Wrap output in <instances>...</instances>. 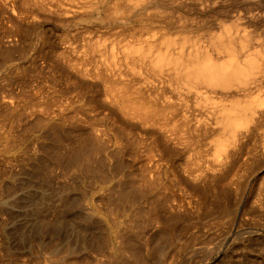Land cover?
I'll use <instances>...</instances> for the list:
<instances>
[{"label":"rangeland","instance_id":"374dc122","mask_svg":"<svg viewBox=\"0 0 264 264\" xmlns=\"http://www.w3.org/2000/svg\"><path fill=\"white\" fill-rule=\"evenodd\" d=\"M82 1L83 0H79V1L78 0H63V1L62 0H0V166H1L0 167V180L2 181V182L0 181V183H2V184H0V186L2 185L0 187V190L2 189L1 192H3L4 194L6 193L5 195H9V194L12 195L13 193H11V192H14V194L12 195V198L8 199L9 202L7 201V203H9V204L0 205V216L2 215L0 217V225L3 226L4 228H5L4 225L5 224L7 225L5 229L3 227L1 228V226H0L2 231L5 230L4 234H2L3 232H1L2 236L0 235L1 236L0 237V264H10V263L11 264H28V263L30 264L31 262H32L31 264H48L40 256H38V254H34V255L32 254L31 255V253L29 251V246L32 243V239H34V237H36L35 235H38L37 230L41 231L40 233H44L48 226H53L54 224L55 225L57 224V227L55 226V228H58L60 225V230L57 232H60V235L62 236L64 234L65 227L68 226L67 220H69V218H67V217H63V219L60 217L58 218L57 217L58 214H56L57 212L56 213L55 212L49 213L48 211L47 212L44 211L45 213L43 211L39 212L40 203H38L37 201L40 197L41 191L38 194V189L41 190L43 185L40 186L41 184L38 182L37 179H39V177L40 178H43V177H41V175L32 176L34 173H33V170H32V172H30V169H31V167H35V165H37V163L39 164V162H41L42 164L48 163V162H45L46 160H44L42 158L43 155H47L46 157H48L49 160L51 161L50 163L51 164L53 163V164L51 165L52 168L47 170L46 172H42V170H39V172L41 171L42 174L46 173V175H45L46 176L45 177L46 178V184L48 185L50 182L49 186L51 188L54 186L52 188V190L55 188H57L58 190H61L62 188L67 190L68 194L63 193V197H65L64 199L68 198L71 200V199H74L75 197H76L75 199H77V196H78L77 194L79 193V189H78L79 186H77L78 181H80L81 183L85 182V186H87V187L89 186V188H92L94 190L93 191L94 194L92 193V199L94 201H99L100 199L98 197L101 198V196H102L101 194H103V193H105V197H103V198H106L107 195L110 194L111 189L112 190L114 189L113 191L115 193H117V194H115L113 191L111 192L113 194L112 198L114 197V199L117 198L120 191L126 192L127 193L126 196L128 194H131V197L134 196L133 197L134 199H132V202L128 203L129 207L127 206L125 196L122 199L123 202L120 198V201H118V203L115 202V206L112 205L113 204L112 202L107 203V204H108V208L111 206L112 209L113 208L115 209V212L113 209V212H114L113 218L115 216L117 218H119L121 216L119 218L120 220L116 219V217H115V219L118 220L119 222H121L123 220L121 223H123V224L125 223L127 225H128L127 222H129V225H128V226H130L129 229L131 230V227H132V229L134 230V232L132 230L128 235H130L132 233L130 235L131 237H129V238L131 239V241L133 240L136 242L132 241L131 244H133V243H134L133 245L136 244L135 248L140 247V249H139L140 255H138L139 258L137 256H131V254L128 255V253H127L126 256H124V255L122 256V259H121L122 263H120L118 261H116V262L114 261L111 264H125V263L134 264L135 262H137L135 264H138V263L139 264H142V263L143 264L144 263L145 264L146 263L147 264H155V262L157 261L156 258L159 257V259L161 260V258H163L162 255L165 254V252H167L166 253L167 255L165 254L164 255L165 257L161 261L158 259V261H160V264L162 263V261H164V259H170L169 262H171L172 260L174 262H177V263L172 262V264L173 263L174 264H195V263L196 264H214L216 261H218L220 255L223 253L222 251L226 250V248L229 249V251L232 249H235L234 252L231 251V253L233 254V257H235V256L237 257V259H235L237 264H244L245 260H246L245 264H263L262 260L264 259L263 258V256H264V249H263L264 248V245H263L264 244L263 243L264 242V150H263L264 146L262 148V144L264 145V140H263L264 136H263L262 140H261V138H259V140H256L253 138L251 140H248V142L244 144L243 149L241 148L237 154H234V156L227 159V161H225L226 163L224 162V160H222L223 161V162L221 161L222 164L220 162H218L220 164H217L213 160V158H214L213 154H215V152L212 150V148L214 149V147L209 145V143H211V142L213 143V139L215 137L214 135L211 136L210 138L208 137L206 139H203V136H201L200 133L196 134L194 132L193 133L191 132V134L190 133L186 134L185 131L182 132V129L185 130L184 129L185 127L182 128V124H181L182 122L180 120L182 118L179 116L180 121L175 122V124L173 123L174 120L173 121H167L169 124L173 123L172 124L173 126L171 124L168 125V123L166 121L164 122V120L163 121L160 120V121L154 123L155 125L157 124L156 127H159V124L162 127H164V126L168 127V128H166L168 130L167 135L170 134L168 136L170 138H168L167 136L163 135L161 132H160L161 133L160 134L158 130L154 129L155 125L152 122L143 123V120L141 119V117H138L137 114L134 115L133 111H130V110L127 111L126 110V113H124L123 112L124 109H122L119 105H118V107H116L117 104H116V102H114V100H115V96H117V94H120L118 92L121 91L120 89L122 87H124V88L127 87L129 90V87L127 85L129 83H130L129 84L130 90H131V88L133 89V91L132 90L130 91V94H131V92L138 91V90L134 91V89H135L134 86H136L138 89L140 88L142 90L143 99H144V97H146V101H147V100H149V98H151L150 101L152 103L157 101L156 104H158L157 107L159 109H161L160 107L164 106V103L166 105L168 101L169 102L170 101H172V102L181 101V100H178V98L184 97V95L181 92L183 90L180 91L178 87H174V86H176L175 84H173V86L171 87V84H169L167 81H165L167 78L163 77L160 73L159 74L161 75V77H159L160 75L155 76L154 72L153 73L150 72L148 68L145 69V67L143 68L139 64H134V66H136L134 69L135 70L134 72L138 73V74L137 75L132 74V72H131L132 70H130V65H133V63H131L128 66L126 65L127 64V62H125V55L126 54H124L125 53L124 51H126L129 46H130L129 48H139L141 44H142V46L145 45L146 40L147 41H149V40L155 41L156 45H160V43H162V41H165V39H170V40H172V42L174 41L178 45L179 42H181L179 40H182L184 42L185 41L184 39H186V41L184 43V45H186V47H184V45L181 44V45H183V48H186V51L187 50L191 51V50L195 49V47L198 48V45L200 48L202 47L201 49H203L204 47L207 46L206 47L207 50H211L209 47L211 44V41L216 36H218L222 30L227 28L226 26L228 25V28H232V32L235 31L237 28L238 29V30H236L237 33L241 30V28L245 27L244 28L245 32L247 29L246 33H248L249 37H250V35H253L251 37V39L253 41L255 38H257L259 40V41H257L255 39L256 42H253L251 39H249L250 43H251L249 45L250 50H251V48L252 49L255 48L257 50H260L259 48H261V50H263V48H264V44H263L264 43V10H263L264 9V7H263L264 6V0H224L225 2L223 0H219V1H217V0H206V1L205 0L204 1L203 0H189V1L183 0L182 1L181 0L184 3H187L186 5L188 8L186 7L185 4H183L181 2L183 4L182 5L179 2L180 0L179 1L178 0L177 1L172 0L173 2H175V3L172 2L173 4H171L175 11L173 9H171V11H173L174 13L171 12L170 9H168V8L167 9L162 8V9H166V11H164L165 13L163 12L162 16H160L161 14H159V13H161L160 9L158 12H156V11L150 12V14H153V13L159 14V16H156V14H155L156 19L154 17V14L150 15V16L147 14L149 17L147 15L144 16V19H150V18L155 19V20H153L154 22H151L152 19H150L149 28L146 26V28H148V30L143 28L142 25H141L142 28L140 26V24L145 25V23H147L144 21H139V22L138 21H136V22L132 21L130 24L126 25L124 29L121 28L122 30H120V27H118V26L117 27L119 29L116 26L115 27L112 25L109 26L107 23L109 21H107L108 19L104 15H106L110 12H111L110 14H112L111 9L113 8L112 6H114V4L116 6V3H114L116 0L115 1L111 0L113 3L109 2L108 5H110L111 3L113 5L111 4L110 7H112V8L109 9L108 13L99 12V13H95V15H93L94 17L99 16V19L97 17L94 18L93 16H89V15L84 13V10H85L84 8H86V6L84 7L81 4ZM134 1H132V2L135 4L138 3V2H134ZM68 2H70V3H68ZM83 2H85V0ZM139 3L142 4V2H139ZM117 4H119V3H117ZM123 4H122V8L127 7L125 5L123 6ZM129 4H132V3H129ZM176 4L179 6H176ZM218 4H220V5H218ZM80 5H81V7H80ZM180 5L182 6V8L180 7ZM260 5H262V6H260ZM46 6H48V7H46ZM70 6H71V8H70ZM248 6H251L249 8H251L252 10L249 9ZM58 7H59V9H58ZM185 8L187 10H185ZM137 9H138V7H137ZM81 10H82V13H81ZM124 11H122V12H124L126 14L127 11L125 9H124ZM248 11H249V13H248ZM73 12H75V13H73ZM175 12H177V13H175ZM80 13H81V15H80ZM124 13H122V14L124 15ZM147 13H149V12H147ZM256 13H258V14H256ZM77 16H78V18H77ZM165 16L166 17L168 16V18H170L171 22L174 23V24H172L173 26L170 25V26H172L171 28H166L165 23L163 24L162 19L163 20L165 19V22H167L166 20H168ZM251 16H252V19H251ZM256 16H258V17H256ZM158 17H160V18L163 17V18H161V20H158L157 19ZM179 17H181L182 19H180ZM253 17H254V19H256V21L253 19ZM104 18L106 19L105 20L106 22H104ZM181 20L184 23H182ZM184 20H186V21H184ZM237 20H238V23H237ZM175 21H177L179 23H177ZM234 21H236V22H234ZM240 21H242V22H240ZM259 21H261V22H259ZM226 22H228V23H226ZM186 23H187V25H186ZM256 23H258V24L260 23L261 26L256 24ZM158 24H160V25L157 26ZM177 24H179V25H177ZM222 24L224 25V27L220 26ZM135 25H136V27H135ZM156 26L159 28H156ZM166 26H168V25L166 24ZM232 26L234 28L235 27L236 28L234 29ZM111 27H112V29H111ZM150 27H151V29H150ZM153 27H155V28H153ZM219 27H221V28H219ZM130 28H131V33L129 31ZM253 28H254V30L252 31ZM244 29H242V30L244 31ZM125 30H126V32H125ZM143 30H144V32H143ZM132 32H133V34H132ZM145 32H147V33H145ZM151 33L153 36H151ZM187 33H189L190 35L189 34L187 35ZM239 33L241 34L242 32H239ZM134 34L136 37L133 36ZM170 34H172V35H170ZM184 34H185V37L188 36L187 37L188 40L185 37H181ZM132 36L134 37L133 40H132ZM172 36L173 37L175 36V37L173 38ZM202 36H204V37H202ZM259 37H260V39H259ZM117 38H118V40H117ZM135 38L137 39L136 43H135ZM172 38L176 39V40H173ZM189 38H191V39L196 38V39L192 40L193 41V43H192L189 40ZM198 38L199 39L201 38V39L198 40ZM127 39H128V41H127ZM138 40H139V42H138ZM132 41L134 43H132ZM194 41H195V43H194ZM100 42H102V43H100ZM128 42L131 44L129 45ZM257 42H260V43H258V45H257ZM121 43H122V45H121ZM189 43H190V45H189ZM202 43H203V45H202ZM191 44H193V46ZM252 44L254 46L251 47ZM136 45H138V46H136ZM161 45H162V47H164L163 44H161ZM133 46H135V47H133ZM257 46H259V47H257ZM111 49H112V51H111ZM122 49H126V50H122ZM121 51L123 52V54H121L122 53ZM61 53H62V55H61ZM64 53H67V54H64ZM92 53H93V55H92ZM115 53H117V54H115ZM99 54L103 57H101ZM117 55H119V57ZM121 59H123V60H121ZM108 60H109V62H108ZM113 60L114 61L116 60L115 62L117 64H113L114 63V62H112ZM103 62H105L106 64H104ZM111 63L115 66L117 65L116 67H118L119 70L116 71V69H117L116 67L114 68V70H112L113 67H109V65L111 66ZM82 67H84V68H82ZM107 67H108V70H106ZM140 67L143 69H141ZM87 68H88V71H87ZM80 69H81V71H80ZM83 69H84V71H83ZM120 70L122 73H119ZM128 70H129V72H128ZM137 70H141L142 73L140 71H137ZM111 71H112V73H109ZM145 71H147V72H145ZM101 72H102V74H100ZM103 72H104V74H103ZM114 72L117 73L118 75L120 74V76L122 75L121 77L124 76L123 77L124 79H122L121 82L123 80H124V82H126L125 79H127V81L129 80L128 81L129 83L126 82V84H125L123 82L124 84H122L121 87L119 85L118 86L116 85L118 83L114 84V82H113L114 79L117 78V80L119 79V81H120V77L118 78ZM92 73H94V74H92ZM113 73L115 75L114 76L112 75L110 77V74H113ZM155 74H157V73H155ZM147 75H149V76H147ZM80 77H82V78H80ZM85 77H87V78H85ZM93 77H95V78H93ZM154 77L157 79H155ZM164 78H166V79H164ZM84 79H85V81H84ZM145 79H148V80H146V82H144ZM151 80H152V82H151ZM132 82H133L134 86H132L133 85ZM155 85H156V87H155ZM163 86H165V88ZM107 87H108V89H106ZM141 87H143L144 90ZM160 87H162V88H160ZM145 88H147V89H145ZM177 88L180 92H177L178 91ZM154 89L155 90L158 89V90H156L159 92V94H157V96H155L156 93H154V92H156V91ZM159 89H160V91L162 89V93L159 91ZM163 89H164V91H163ZM109 90L110 91L112 90V92H110ZM113 90H115V92ZM106 91H108V92H106ZM144 91H146V92L143 93ZM152 92L154 95L152 94ZM176 92H177V94H176ZM146 93L147 94L149 93V95H151V96L153 95V97H150L149 95L145 96ZM175 94L177 96L178 95L179 96L177 97ZM181 94H182V96H181ZM112 95L113 96L115 95L114 99H113ZM132 95L134 96V93L131 94V97H132ZM173 96L175 99L173 98ZM165 97H167V98H165ZM16 98H17V100H16ZM181 98H179V99H181ZM159 100H160V104H161L160 106H159ZM164 100L165 101L168 100V101L164 102ZM150 101H148V102L151 105L152 103ZM148 102H146V103L148 104ZM168 104H171V102ZM66 105H67V107H66ZM58 106H59V108H58ZM166 106H168V105H166ZM119 107H120V110L117 109ZM189 108L192 109L191 107H189ZM39 109H40V111H39ZM162 109L165 110V111L163 110V112H164L163 114L167 113L168 120H169L171 118V115H170L171 110H169V108H168V110H169L168 111L169 113H168V112H166L167 109H165L164 107ZM194 110H195V108H194ZM194 110L192 109V112H190L191 110H189L188 112H187V110L186 111L184 110L185 111L184 112L181 108L180 111H182V113L180 112V114H181V116H183L182 114H184L183 117L189 116L188 118L191 120V122L189 119L188 120H189L190 124H192L193 122L195 123L196 119L199 118V116H198L199 112L196 111L197 109L195 111ZM46 111H47V113H46ZM119 112L122 113V116L120 115ZM127 112H129L130 115L132 113V115H134V116L133 117L131 116L132 117L131 118ZM186 112H187V115H186ZM191 113L192 114L194 113V115H192ZM49 114L52 116L50 117ZM125 116H127L126 117L127 120L125 119ZM194 116L197 118L194 119V121H192L193 119H191L190 117L195 118ZM52 117L54 120L52 119ZM49 118H50V120H49ZM137 118H140V119H137ZM59 119H61L60 123L58 122ZM129 119H130V121H129ZM131 119H132V121H131ZM139 120L140 121L142 120L141 121L142 124H140ZM166 120H167V117H166ZM48 121H50V122H48ZM55 121L57 122L58 125L56 124ZM54 122H55V124H54ZM135 122H137V123H135ZM161 122H162V124H161ZM163 122H164V124H163ZM50 123H53L55 125V126H53V124H52L51 129H50V126H51ZM42 124L44 127L42 126ZM139 124L141 126H138ZM150 124H152V126ZM165 124L168 126H166ZM36 125H38V126H36ZM47 125H48V128L50 130L48 128H46ZM175 125L178 126L176 128V130L178 128H179L178 130H181L180 133H182V135H180V133L178 134V137H179V135L181 136V138L179 137L180 139L177 137V134H174L173 131L171 130V128L169 127V126H171L172 128L174 127L173 129H175ZM134 126H136V128ZM147 126H148V128L149 127L150 128L149 129L145 128ZM180 126H181V128H180ZM42 127L45 128V130ZM39 128H40V130H38ZM59 129H62V130H59ZM95 130H98V131H96V133L101 131L102 137L104 136L100 142L98 141V140H100L99 137L101 138L100 133H98L99 135L97 134L98 139H95V138H97V136H95L96 133L94 134ZM263 130L264 129L260 130L259 133H261V131L263 132ZM48 131H50L49 132L50 134L47 133ZM149 131L151 134L149 133ZM138 132L140 133L139 136H138V134H139ZM92 133H93V135H92ZM143 133H144V135H146L147 140L145 139ZM172 133L175 135V137ZM106 134H107V136H106ZM135 134H137V135H135ZM171 134H172L173 138L171 137ZM183 134H184L186 140L182 139ZM162 135L164 136L165 139H168L167 140L168 143H166V140L162 138L163 137ZM136 136L138 138L140 137V139L138 141L135 140ZM186 136H188V137H186ZM194 136L198 140H196L194 138ZM137 137H136V139H138ZM192 137L194 138V140ZM50 138L53 141H51ZM92 138H93V140H92ZM150 138L154 139V140L151 141ZM171 138H172V140L176 138L175 140L178 139L179 141L175 142L173 140L174 142L173 141L171 142ZM215 138L217 139V137H215ZM86 139H88V140H86ZM90 139H91V141H90ZM105 139H106V141H105ZM208 139L212 140V141H209ZM40 140H41V142H40ZM113 140H115V141L113 142ZM142 140H144V141H142ZM180 140L184 141L183 143H187L189 145L188 146L189 148L186 147V149H185V146L187 144L185 146H183L184 144L182 143V141L180 142ZM9 141H11V142H9ZM83 141L85 144L83 143ZM97 141L99 142V144ZM110 141H112V142H110ZM148 141H150V142H148ZM197 141L203 142V143L198 144V143H196ZM205 141H207V142H205ZM208 141H209V143H208ZM31 142L32 143L34 142V143L32 144ZM116 142L118 143V145ZM160 142H162V143H160ZM179 142L182 144H180ZM86 143L88 144V146ZM91 143H93L95 146ZM41 144H42V146H41ZM83 144H84V146H83ZM171 144H172V146H171ZM173 144H175V145H173ZM140 145L142 147H146V145H148L147 146L148 149H145V148L141 149L142 147ZM169 145H170V147H169ZM179 145L180 146L182 145L183 147L181 146L182 147L181 148ZM86 146H87V148H86ZM90 146H91V148H93V147L94 148L90 150V148H88ZM43 147H44V149H43ZM70 147H72V148H70ZM165 147H166V149H165ZM108 148H110V149H108ZM122 148H124V149H122ZM133 148H135L134 151H133ZM7 149H8V151L14 152V153H9L7 151ZM53 149H54V151H53ZM121 149H122V151H121ZM139 149H141V150H139ZM174 149H175V151H174ZM11 150H13V151H11ZM44 150H45V152H44ZM75 150H76L78 155L80 154L79 156L75 153ZM88 150L90 151V153ZM94 150L95 151L97 150V151L95 152ZM100 150H102L101 151L102 154L99 153ZM105 150H106V152H105ZM109 150H110V152L115 150V151L111 152V154H110V152H108L113 157L112 160H111V158H108L106 155H104L105 157L102 156L103 153L106 154L107 151H109ZM185 150H187L186 153L188 154V157H186L185 160H189L188 162L183 161L184 157L187 155L185 153ZM194 150H195V152H194ZM152 151H156V152H153V154H151ZM20 152H21V154H19L18 156H14ZM38 152H41V153H38ZM87 152H88V154H87ZM94 152L96 155L93 154ZM164 152L166 154H164ZM28 153H31L32 155H30ZM144 153L149 154V155L151 154L152 156H156V157L160 156L163 159H168L170 167L167 165V168H166V166L164 167V165H163V167H161V169L159 170V174L160 175L162 174V175H161V177L158 178V179H160V181L158 180L159 181L158 183H160L162 179L169 176L168 177L169 179L167 178L166 180L165 179L162 180V182L166 183L165 187H162L165 185V184L163 185L162 182L159 185L160 187L157 186L158 183L152 184V182H149L150 181V180H148L149 178L146 175H143V174H147V173H144V171H143V169H144L143 163H145L144 162L145 159H143L144 155H145ZM154 153H160V155L159 154L157 155ZM174 153H176V154H174ZM239 153H240V155H239ZM161 154H162V156H161ZM184 154H186V155H184ZM21 155H22V157H21ZM92 155L94 156V158ZM115 155L117 158H115ZM183 155H184V157H183ZM30 156H33V157H30ZM39 156H41L42 159ZM60 156L61 157L63 156L62 159ZM85 156H87V157H85ZM193 156H194V159H193ZM196 156L198 158L200 156L201 160H200V158L198 160V158ZM28 158L30 160H28ZM102 158H104V159H102ZM137 158H138V160H137ZM195 158H197L198 161H196ZM14 159H16V160H14ZM86 159H88L89 162ZM108 159H109V161H108ZM140 159H141V161H139ZM155 159H158V158H155ZM179 159H181V160H179ZM210 159L213 160L212 163H211L212 160H210ZM35 160H37V161H35ZM91 160H93V161L95 160V161L92 162ZM99 160H101V161H99ZM29 161H31L32 164H31V162L29 163ZM199 161H202V162L204 161V163H202V162L199 163ZM76 162H78V165L76 164ZM184 162H187V163L192 164V165L190 166ZM22 163L27 164V168L24 169ZM57 163H61L62 165L58 164V166H57ZM224 163L227 166L224 165ZM63 164L64 165L66 164L67 167H64ZM181 164H183V165H181ZM202 164H203V167H202ZM30 165H31V167H30ZM59 165H60V167H59ZM108 165L110 166V168L108 167ZM221 165H223V167H221ZM100 166L103 168H101ZM105 166L108 169L104 168ZM144 166H145V164H144ZM189 166L191 167V169ZM56 167H57V169H56ZM76 167L80 168L79 171H78V168H76ZM113 167H114L115 171L112 170ZM118 167H119V169H118ZM61 168H62V171L64 170V168H65V170H67V168H68L69 171H66V173H65V171H63V173L61 171L59 174L58 171H60ZM88 168H90L89 171H88ZM92 168H94V169H92ZM141 168H142V170H141ZM163 168H164V170H162ZM168 168L171 171L170 174H169V170H166ZM187 168H189L188 169L189 172H191L192 174L194 173V174L193 175L191 174V176H190L189 172L186 170ZM10 169H12L14 172L15 171L16 172L14 173ZM28 169H29V171H28ZM106 169L108 171L109 170L110 171L108 172ZM181 169H184L186 172L181 170ZM210 169H212V170H210ZM21 170H22V172H21ZM86 170H87V172H86ZM99 170H101V171L99 172ZM161 170L163 173H161ZM178 170H179V172H178ZM81 171L82 172L85 171L86 174L84 172H83L84 173L83 174ZM90 171H94L95 174L93 172H91L93 174L89 173ZM122 171L124 172V174L126 172L127 173L129 172V173L128 174L126 173L125 175H123ZM201 171L203 173L204 172L205 173L203 174V173H201ZM69 172H71L72 174L71 173L67 174ZM74 172H76V173H74ZM102 172H103V174H102ZM106 172H108V174ZM165 172H168V173H166V175H165ZM181 172L183 175L181 174L178 176L177 174H180ZM13 173L15 175L19 174V175H17L18 179L15 182L12 181V179H11L13 177L12 176ZM26 173H27V175H26ZM28 173H30V174L28 175ZM62 174H64V176ZM88 174H89V176H88ZM90 174L93 177L90 176ZM116 174H117V176H116ZM198 174L199 175L202 174L203 176L202 175L199 176ZM20 175H22V176H20ZM24 175L27 176L28 178L24 177ZM67 175H68V180H67ZM79 175H82V177H80ZM106 175H108V176H106ZM172 175H174V176H172ZM184 175L187 177H185ZM49 176H50L51 180H50ZM65 176H66V179H64ZM74 176L76 177L75 178L76 181L73 178ZM77 176H79V177L77 178ZM94 176H95V178H94ZM109 176H112V177L114 176V177L110 178ZM120 176H122V177H120ZM145 176L148 179L147 178L145 179ZM176 176H177V178H179V177L180 178L177 179ZM7 177L8 178L10 177L9 180L11 179L10 184H9V182H7V180H8ZM87 177H89V178H87ZM118 177H120V178H118ZM141 177H143V178H141ZM5 178H7V179H5ZM83 178L88 183L85 180L83 181ZM128 178H130V179H128ZM132 178H134V182H133ZM183 178L184 179L186 178V179L184 180ZM58 179L61 181L59 182ZM69 179H70V181H69ZM98 179H100V180H98ZM118 179L119 180L122 179L121 182L123 183V185L121 183V187L119 185L120 182L117 183ZM139 179H140V181H139ZM5 180H6V182H5ZM29 180H31V182ZM53 180H56V181H54V183H52ZM71 180L73 182H71ZM23 181L25 183L27 182V184L24 185L25 183ZM114 181L117 184L114 183ZM167 181L169 182V184L167 183ZM22 182H23V184H22ZM36 182H37V184H36ZM101 182L105 183L107 185L109 183L110 185L107 189L104 188V190H102L98 194V190L96 189V186H97L96 184H100ZM143 182H144V184H143ZM175 182H176V184H175ZM178 182H181V184L179 185ZM5 183H7L8 185ZM16 183H18V184H16ZM66 183H68V184H66ZM70 183L75 184V185H71ZM15 184H16V186L21 187V188L18 187L21 190V192L19 189H16L14 187ZM55 184H57V185H55ZM60 184H63V185H60ZM141 184H143L144 188L142 187ZM149 184L150 185L152 184V185L149 186ZM170 184H172L174 186H172ZM66 185L67 186L69 185L70 188H68ZM153 185H155L156 187ZM167 185H168V188H167ZM178 186H180V187H178ZM30 187H31V189H30ZM66 187H67V189H66ZM126 187H128V188H126ZM32 188L34 189L33 191L35 192V196L32 195V193L34 194V192L32 191ZM120 188H121V190H120ZM123 188H124V190H123ZM129 188H131L130 190H132V193H131V191L128 190ZM183 188L185 189V191L183 190ZM162 189H164V190H162ZM16 190H18V191H16ZM212 190H214V191H212ZM169 191H171V192H169ZM16 192H19V193H17L18 195L16 194ZM70 192L72 195L70 194ZM166 192H167V194H166ZM27 193H29L31 195H29ZM146 193H148L147 196H146ZM149 193H151V194H149ZM168 193H170V194H168ZM23 194H25L26 196L25 195L23 196ZM74 194L77 196H75ZM137 194H138V197H137ZM143 195H145L144 196L145 200L147 198L146 201L143 199ZM27 196L30 198H28ZM25 197H26V199H25ZM141 197H142V199H141ZM167 197H169V199L166 201ZM218 197H219V200H218ZM170 198H171V200H170ZM177 198H179V199H177ZM182 198L184 200H182ZM153 199H154V201H153ZM155 200H157V202ZM175 200H177V201L181 200L182 201V203H181V201L179 202V204L182 206V208L180 205H179L180 207H178L177 201H175ZM160 201L163 202V205ZM219 201L221 202V204L219 203ZM102 202H104V201H102ZM185 202L187 205H189L188 207H190V208H187V206L185 205ZM11 203H13L11 205V209H10V206L7 207L8 209H6V206L10 205ZM124 203H125V205H124ZM21 204H22V206H21ZM33 204H34V206H33ZM145 204L146 205L148 204V205L146 206ZM157 204H158V207H156ZM19 205H20V207H19ZM27 205L29 207H34V208H29ZM165 205H166V207H165ZM12 206H13V208H12ZM15 206H16V208H15ZM133 206H135V207H133ZM152 206H153V208H152ZM4 207L7 211L6 210L4 211ZM125 207H127V208L125 209ZM147 207L150 210H148ZM160 207H162L163 210H166L165 208H167V210H166L167 214ZM14 208L16 210H14ZM143 208H145V209L142 210ZM151 208L153 210L155 209L156 211H152ZM23 209H26V211ZM122 209H123V211H122ZM1 210H2V212H1ZM31 210L33 213L31 212ZM3 211H4V213L6 212V214H4ZM23 211H25L24 213L26 215L23 213ZM144 211L147 213H145ZM51 213H52V216H51ZM54 214H55V217H54ZM146 214H147V216H146ZM22 215H24V216H22ZM36 215H38V216H36ZM45 215L47 216L46 218H44ZM148 215H150L151 217L150 216L148 217ZM39 216H41V217L39 218ZM152 216H154V217H152ZM11 217H12V219H11ZM21 217H22V221H20ZM48 217L50 218L49 220H48ZM168 217H169V219H168ZM143 218H144V220H143ZM148 218L151 220H153L155 218V220H153L151 222V220H149ZM39 219H41V220L45 219V220L41 221ZM57 219H58V221H59V219H61L60 222H58ZM161 219H164V221L162 222ZM5 220H7V221H5ZM50 220L51 221L53 220V221L51 222ZM54 220H56L57 222ZM147 220H148V223L144 222ZM25 221H27V222H25ZM125 221H127V222H125ZM15 222H17L18 224ZM156 222H157V224H156ZM26 223L28 226H26ZM30 223H31V225H30ZM44 223H45V225H44ZM65 224H66V226H65ZM29 225H30V227L33 225L32 229L29 228ZM170 225H172V226H170ZM18 226L19 227L22 226V228L21 227L19 228ZM63 226H65V227H63ZM151 226H152V228H150ZM168 226L172 227V228L169 229ZM23 228H24V230H22ZM147 228H148V230H147ZM156 228H157V230H156ZM166 228H168L169 230ZM1 229H0V231H1ZM44 229H45V231H44ZM171 229H173L174 231ZM29 230L32 233L29 232ZM18 231H20V232L18 233ZM25 231H27V232H25ZM138 231H139V233H138ZM14 232H16V234ZM21 232H23V233H21ZM35 232H37V233H35ZM135 232L138 233V235L140 237ZM7 233L10 236H12L14 234L13 236H15L16 239L14 237L10 238ZM24 233H25V235H23ZM6 234L8 235V237H6L7 239H4V240L5 241L7 240L6 241L7 243L8 242L11 243L10 246H9V243L7 245V243L2 238V237H4V235L7 236ZM17 234H18V236H17ZM31 234L32 235L34 234V235L32 236ZM153 234L156 235L157 237H155ZM136 235H137V238H136ZM141 235H143V236H141ZM178 235H179V237H178ZM19 236H20V238L23 236V237H25V238L27 237L29 239L22 238L21 242H19L20 241L19 240L20 238L18 239ZM163 236H165V237L163 238ZM173 236L175 237V239L173 238ZM168 237H169V240H171L170 238H172V241L168 242L167 241ZM246 237H248V238H246ZM135 238H136V240H135ZM140 238L142 240H139ZM178 238H180L181 240L179 241ZM259 238H261L263 240H261ZM250 240H252V242H250ZM138 241H140V243L141 242L142 243L137 244ZM150 241H151V244L154 246V248H152L153 246L150 245ZM163 241H165V242L163 243ZM1 242L2 243L4 242V243L2 244ZM243 242L244 243L246 242V244L247 243L251 244V246H252L248 251L250 257H248L247 259H245L246 257H244V259L240 258V256L242 255V250L240 249L239 246ZM12 243H14V244H12ZM5 244H6V247L8 248V250L5 247ZM21 244H23V245H21ZM261 244H262V246H261ZM11 245L12 246L14 245L16 248L14 246H13L14 247L13 248ZM19 245H20L21 249L19 248ZM2 246H4V247H2ZM161 246L163 247V250H162ZM183 246L187 247L188 249L182 248ZM227 246L228 247L232 246V247L228 248ZM22 247H23V249H22ZM157 247H159L160 249ZM178 247L180 250L178 249ZM12 248H13V250H12ZM164 248L167 250H165ZM238 248H239V250H238ZM141 249H142V252L145 254L141 253ZM156 249H159V250H157L159 252H156L155 251ZM21 250H22V252H21ZM25 250L28 251V254H26L27 252H25ZM172 250H173V252H172ZM151 251H152V253H150ZM161 251L162 252L165 251V252L162 253ZM189 251H190V253H189ZM160 252L162 254H160ZM183 252H184V254H183ZM240 252H241V254H240ZM154 253H155V255H154ZM186 253H189V254H186ZM198 253H200V255ZM18 254H20V255H18ZM143 255L145 258L143 257ZM156 255L157 256L160 255V256L156 257ZM31 257H33L34 259L33 258L31 259ZM127 257L129 258L130 262H129ZM217 257H218V259H217ZM26 258H27V260H26ZM40 258H41V260H40ZM204 258H205V260H204ZM251 259H253V260H251ZM28 260H29V262H28ZM70 260H71V262H70ZM134 260H135V262H134ZM88 261H89V263H88ZM88 261H86L87 263L86 262L83 263V262L77 261V259L74 257H67L65 260V263H63V264H70V263L76 264V262L77 263L79 262L78 264H82V263L83 264H92L93 263L91 259ZM126 261H128V262H126ZM105 262H106V260H105ZM94 264H96V263H94ZM105 264H110V263L106 262ZM158 264H159V262H158Z\"/></svg>","mask_w":264,"mask_h":264},{"label":"bare ground","instance_id":"6f19581e","mask_svg":"<svg viewBox=\"0 0 264 264\" xmlns=\"http://www.w3.org/2000/svg\"><path fill=\"white\" fill-rule=\"evenodd\" d=\"M63 1V0H62ZM79 1V0H78ZM84 1V0H83ZM82 1V5L85 7L86 6V8H84L85 10H84V13L85 14H87V15H89V16H93V15H95V13H99V12H103V13H108L109 12V9L110 8H112L111 10H112V14H110V13H108V14H106V15H104L108 20L107 21H109V22H107L108 23V25L110 26V25H112V26H118V27H120V30H122L121 28H125V26L126 25H128V24H130L132 21H134V22H136V21H144V22H147V23H145V25H143V24H140V26L142 25L143 26V28H145V29H147L148 30V28H149V26H150V19H152V18H150V19H144V16L145 15H153L154 14V17H155V19H156V16H159V14H161L160 16H162V14H163V12L164 11H166V9L168 8V9H170V11H171V9H173V7H172V5L171 4H173V3H175V2H173L172 0H114L115 2L114 3H116V6H115V4H114V6H112V7H110L111 6V4L113 3L111 0H85V2H83ZM132 1H134V2H138V3H133ZM177 1V0H176ZM179 1V0H178ZM183 1V0H182ZM181 0L179 1L180 3L182 2ZM186 1V0H185ZM189 1V0H188ZM204 1V0H203ZM202 1V2H203ZM206 1V0H205ZM217 1H219V0H217ZM224 1V0H223ZM54 2V1H53ZM109 2H112L110 5H108L109 4ZM139 2H142V4H140ZM173 2V3H172ZM210 2V1H209ZM225 2V1H224ZM235 2V1H234ZM68 3H70V2H68ZM72 3V2H71ZM117 3H119V4H117ZM124 3V4H123ZM129 3H132V4H129ZM183 4H187V3H184V2H182ZM181 3V4H182ZM221 3V2H220ZM122 4H123V6L125 5V6H127V7H125V8H122ZM139 4V5H138ZM179 4V3H178ZM182 4V5H183ZM229 4V3H228ZM74 5V4H73ZM113 5V4H112ZM138 5V6H137ZM175 5V4H174ZM192 5V4H191ZM190 5V6H191ZM194 5V4H193ZM199 5V4H198ZM218 5H220V4H218ZM217 5V6H218ZM223 5V4H222ZM247 5V4H246ZM65 6V5H64ZM72 6V5H71ZM71 6H70V8H71ZM79 6V5H78ZM82 6V7H83ZM176 6H179V5H177L176 4ZM189 6V5H188ZM200 6V5H199ZM206 6V5H205ZM260 6H262V5H260ZM46 7H48V6H46ZM69 7V6H68ZM77 7V6H76ZM80 7H81V5H80ZM137 7H138V9H137ZM180 7L182 8V6L180 5ZM179 7V8H180ZM185 7V6H184ZM186 7H187V5H186ZM194 7V6H193ZM192 7V8H193ZM202 7V6H201ZM200 7V8H201ZM249 7H251V6H248V8ZM264 7V6H263ZM78 8V7H77ZM76 8V9H77ZM162 8H166V9H162ZM176 8V7H175ZM188 8V7H187ZM58 9H59V7H58ZM121 9V10H120ZM123 9V10H122ZM124 9L127 11V13L125 14L124 12ZM159 9H160V12L161 13H159V14H156V13H153V14H150V12H154V11H156V12H158L159 11ZM190 9V8H189ZM249 9H251V8H249ZM68 10V9H67ZM70 10V9H69ZM114 10V11H113ZM163 10V11H162ZM174 10V9H173ZM184 10V9H183ZM185 10H187L186 8H185ZM200 10V9H199ZM203 10V9H202ZM252 10V9H251ZM257 10V9H256ZM260 10V9H259ZM264 10V9H263ZM49 11V10H48ZM122 11H124V12H122ZM175 11V10H174ZM207 11V10H206ZM250 11V10H249ZM249 11H248V13H249ZM255 11V10H254ZM258 11V10H257ZM63 12V11H62ZM66 12V11H65ZM80 12V11H79ZM78 12V13H79ZM120 12V13H119ZM147 12H149V13H147ZM171 12H173V11H171ZM179 12V11H178ZM188 12V11H187ZM191 12V11H190ZM201 12V11H200ZM220 12V11H219ZM252 12V11H251ZM49 13V12H48ZM73 13H75V12H73ZM81 13H82V10H81ZM81 13H80V15H81ZM83 13V14H84ZM122 13H124V15L122 14ZM165 13V12H164ZM169 13V12H168ZM174 13V12H173ZM175 13H177V12H175ZM67 14V13H66ZM69 14V13H68ZM155 14H156V16H155ZM256 14H258V13H256ZM147 15V16H148ZM165 15V14H164ZM167 15V14H166ZM177 15V14H176ZM251 15V14H250ZM253 15V14H252ZM73 16V15H72ZM148 16V17H149ZM171 16V15H170ZM169 16V17H170ZM239 16V15H238ZM94 17V16H93ZM95 17H97V16H95ZM94 17V18H95ZM153 17V18H154ZM164 17V16H163ZM163 17H161V18H163ZM166 17V16H165ZM178 17V16H177ZM233 17V16H232ZM248 17V16H247ZM256 17H258V16H256ZM77 18H78V16H77ZM98 19H99V16L97 17ZM160 17H158L157 19L158 20H161V18L159 19ZM168 20H166L167 22H165V19L163 20L162 19V22H163V24L165 23V27L166 28H171L173 25L172 24H174V23H172L171 22V20H170V18H168V16L166 17ZM180 19H182L181 17H179ZM234 18V17H233ZM260 18V17H259ZM155 19H152L151 20V22H154L153 20H155ZM251 19H252V16H251ZM253 19H254V17H253ZM263 19V18H262ZM261 19V20H262ZM106 19L104 18V22H106L105 21ZM193 20V19H192ZM243 20V19H242ZM245 20V19H244ZM255 21H256V19H254ZM253 20V21H254ZM260 20V19H259ZM182 21V20H181ZM184 21H186V20H184ZM232 21V20H231ZM258 21V20H257ZM157 22V21H156ZM175 22H177V21H175ZM234 22H236V21H234ZM240 22H242V21H240ZM259 22H261V21H259ZM177 23H179V22H177ZM182 23H184L183 21H182ZM224 23V22H223ZM226 23H228V22H226ZM225 23V24H226ZM237 23H238V20H237ZM255 23V22H254ZM166 24L169 26H166ZM244 24V23H243ZM242 24V25H243ZM246 24V23H245ZM256 24H258V23H256ZM263 24V23H262ZM160 24H158L157 26H159ZM170 25H172V26H170ZM176 25V24H175ZM177 25H179V24H177ZM186 25H187V23H186ZM190 25V24H189ZM238 25V24H237ZM251 25V24H250ZM249 25V26H250ZM258 25H260L261 26V24L259 23ZM257 25V26H258ZM142 26H141V28H142ZM145 26V27H144ZM146 26L148 27V28H146ZM156 26V28H159V27H157ZM162 26V25H161ZM183 26V25H182ZM185 26V25H184ZM220 26H223L224 27V25L222 24V25H220ZM234 26V25H233ZM232 26V27H233ZM236 26V25H235ZM241 26V25H240ZM113 27V28H114ZM117 27V28H118ZM135 27H136V25H135ZM222 27V28H223ZM227 28H225L224 30H222L221 31V33L218 35V36H216L212 41H211V44H210V49L211 50H207V46L206 47H204L203 49H201L200 47H199V45H198V48L197 47H195V49H193V50H191V51H186V48H183V45H184V43H185V41H186V39H184L185 41L183 42L182 40H179V41H181V42H179V44L181 45V44H183V45H177V43L176 42H172V40H170V39H165V41H162V43H160V45H156V42L155 41H152V40H149V41H147L146 40V42H145V45H143L142 46V44L140 45V47L139 48H129L130 46V44L131 43H129V47L127 48V50L126 49H122V50H126V51H124L125 53L124 54H126L125 55V62H127V66L128 65H130L131 63H133V65H130V70H132L131 72H132V74L134 75V74H138V73H135L134 71V69H135V67L136 66H134V64H139V65H141L143 68L145 67V69H149V71L150 72H154V75L156 76V75H162L163 77H166V78H164V79H166L165 81H167L169 84H171V87L173 86V84H175L176 86H174V87H178L179 88V90L181 91V90H183V91H181L182 92V94L184 95V97L183 98H181V97H179V98H181V99H179L178 98V100H181V101H174V102H172V101H170L171 102V104H168V103H170L168 100V102L167 101H165L164 100V102H167V104L166 105H168V106H166L165 105V103H164V106H162V107H160L161 109L164 107L165 109H167L166 110V112H168L169 110H171L170 111V115H171V120L169 119L168 120V116H167V113H165V114H163L164 112H163V110L164 109H159L158 107H157V105L158 104H156V102H151L150 100H151V98H149V100H147L146 101V97H144V99H143V94H142V90L139 88H137L136 86H134V84H133V82H132V86H134L135 87V89H134V91H136V90H138V91H136V92H131V94H133L134 93V96L132 95V97H131V94H130V91L132 90L133 91V89L131 88V90H130V86H129V80L127 81V79H125V81L127 82V83H129V84H127L128 85V87H129V90H128V88L126 87V88H124V87H122L120 90L121 91H119L118 93H120V94H117V96H115V100H114V102H116V107H118V105L122 108V109H124L123 110V112L124 113H126V110L128 111V110H130V111H133L134 112V115L135 114H137L138 115V117H141V119L143 120V123H146V122H152L153 124L155 123V122H158V121H160V120H164V122L166 121H173V123L175 124V122H178V121H180L181 120V124H182V128H184L185 130H183L182 129V132L183 131H185L186 132V134H191V132L193 133H196V134H201V136H203V139H206V138H210L211 136H215V137H217V139L214 137V139H213V143L211 144V143H209V141H212V140H209L208 141V143H209V145L210 146H212V147H214V149L212 148V150L215 152V154H213V160L217 163V164H222V160H224V162L225 161H227V159H229L230 157H232V156H234V154H237L239 151H240V149L242 148L243 149V146H244V144L245 143H247L248 142V140H251L252 138L253 139H256V140H259V138H261V140H262V138H263V136H264V130H263V132L261 131V133H259V131L260 130H262V129H264V48H263V50H261V48H259L260 50H257V49H255V48H251V50H250V48H249V45L251 44L250 43V40L249 39H251V37L253 36V35H250V37H249V35H248V33H246L247 32V29H246V32H245V27L244 28H241V30L242 29H244V31L242 30H240L239 32H242L241 34L238 32L237 33V31L236 30H238L236 27V32L235 31H233L232 32V28H228V25L226 26ZM242 27V26H241ZM251 27V26H250ZM249 27V28H250ZM253 27V26H252ZM255 27V26H254ZM263 27V26H262ZM261 27V28H262ZM116 28V29H117ZM153 28H155V27H153ZM161 28V27H160ZM175 28V27H174ZM219 28H221V27H219ZM234 28V27H233ZM234 28V29H235ZM247 28V27H246ZM98 29V28H97ZM111 29H112V27H111ZM119 29V28H118ZM133 29V28H132ZM135 29V28H134ZM150 29H151V27H150ZM233 29V30H234ZM263 29V28H262ZM109 30V29H108ZM136 30V29H135ZM172 30V29H171ZM217 30V29H216ZM254 30V28L252 29V31ZM261 30V29H260ZM129 31H130V33H131V28L129 29ZM150 31V30H149ZM153 31V30H152ZM112 32V31H111ZM125 32H126V30H125ZM143 32H144V30H143ZM190 32V31H189ZM235 32V33H234ZM129 33V34H130ZM145 33H147V32H145ZM181 33V32H180ZM179 33V34H180ZM186 33V32H185ZM257 33V32H256ZM259 33V32H258ZM263 33V32H262ZM132 34H133V32H132ZM178 34V35H179ZM189 33H187V35H188ZM192 34V33H191ZM199 34V33H198ZM260 34V33H259ZM118 35V34H117ZM155 35V34H154ZM170 35H172V34H170ZM176 35V34H175ZM190 35V34H189ZM255 35V34H254ZM262 35V34H261ZM134 37H136L135 36V34L133 35ZM132 36V40H133V37ZM141 36V35H140ZM145 36V35H144ZM151 36H153L152 35V33H151ZM158 36V35H157ZM166 36V35H165ZM198 36V35H197ZM263 36V35H262ZM118 37V36H117ZM148 37V36H147ZM162 37V36H161ZM173 37V36H172ZM175 37V36H174ZM173 37V38H174ZM179 37V36H178ZM181 37H185V34L183 35V36H181ZM188 37V36H187ZM187 37H185V38H187ZM190 37V36H189ZM192 37V36H191ZM194 37V36H193ZM202 37H204V36H202ZM207 37V36H206ZM255 37V36H254ZM257 37V36H256ZM128 38V37H127ZM145 38V37H144ZM151 38V37H150ZM153 38V37H152ZM163 38V37H162ZM167 38V37H166ZM172 38V39H173ZM213 38V37H212ZM142 39V38H141ZM178 39V38H177ZM196 38H194V39H191V38H189V40L193 43V41L192 40H195ZM201 39V38H200ZM199 38H198V40H200ZM257 41H259L257 38H255ZM255 39H254V41L253 42H256L255 41ZM259 39H260V37H259ZM111 40V39H110ZM117 40H118V38H117ZM116 40V41H117ZM126 40V39H125ZM131 40V39H130ZM137 39L135 38V43L137 42L136 41ZM162 40V39H161ZM173 40H176V39H173ZM187 40H188V38H187ZM205 40V39H204ZM207 40V39H206ZM99 41V40H98ZM127 41H128V39H127ZM251 41V42H252ZM92 42V41H91ZM119 42V41H118ZM125 42V41H124ZM123 42V43H124ZM138 42H139V40H138ZM183 42V43H182ZM188 42V41H187ZM90 43V42H89ZM100 43H102V42H100ZM111 43V42H110ZM114 43V42H113ZM127 43V42H126ZM132 43H134L133 41H132ZM194 43H195V41H194ZM258 43H260V42H257V45H258ZM95 44V43H94ZM116 44V43H115ZM125 44V43H124ZM161 44H163L164 45V47H162V45ZM187 44V43H186ZM199 44V43H198ZM264 44V43H263ZM96 45V44H95ZM121 45H122V43H121ZM135 45V44H134ZM139 45V44H138ZM138 45H136V46H138ZM189 45H190V43H189ZM192 46H193V44H191ZM202 45H203V43H202ZM201 45V46H202ZM142 46V47H141ZM195 46V45H194ZM252 46H254L253 44L251 45V47ZM104 47V46H103ZM117 47V46H116ZM133 47H135V46H133ZM184 47H186V45H184ZM208 47V48H209ZM257 47H259V46H257ZM256 47V48H257ZM93 48V47H92ZM96 48V47H95ZM75 49V48H74ZM73 49V50H74ZM129 49V50H128ZM192 49V48H191ZM72 50V49H71ZM100 50V49H99ZM110 50V49H109ZM119 50V49H118ZM82 51V50H81ZM98 51V50H97ZM104 51V50H103ZM111 51H112V49H111ZM114 51V50H113ZM251 51V52H250ZM83 52V51H82ZM91 52V51H90ZM119 52V51H118ZM122 52V51H121ZM85 53V52H84ZM95 53V52H94ZM102 53V52H101ZM100 53V54H101ZM106 53V52H105ZM64 54H67V53H64ZM99 54V55H100ZM103 54V53H102ZM115 54H117V53H115ZM121 54H123V52L121 53ZM61 55H62V53H61ZM76 55V54H75ZM81 55V54H80ZM92 55H93V53H92ZM96 55V54H95ZM98 55V56H99ZM108 55V54H107ZM111 55V54H110ZM86 56V55H85ZM101 56V55H100ZM99 56V57H100ZM118 57H119V55H117ZM121 56V55H120ZM80 57V56H79ZM83 57V56H82ZM101 57H103V56H101ZM105 57V56H104ZM68 58V57H67ZM106 58V57H105ZM91 59V58H90ZM99 59V58H98ZM104 59V58H103ZM107 59V58H106ZM92 60V59H91ZM105 60V59H104ZM110 60V59H109ZM109 60H108V62H109ZM121 60H123V59H121ZM99 61V60H98ZM116 61V60H115ZM114 60L112 61V62H114L113 64H117L116 62H115ZM77 62V61H76ZM124 62V61H123ZM140 62V63H139ZM104 64H106L105 62H103ZM119 63V62H118ZM83 64V63H82ZM86 64V63H85ZM98 64V63H97ZM102 64V63H101ZM110 64V63H109ZM108 64V65H109ZM112 63H111V66L109 65V67H113V69L112 70H114V68L117 66H115V65H113ZM120 64V63H119ZM118 64V65H119ZM113 65V66H112ZM84 66V65H83ZM106 66V65H105ZM120 66V65H119ZM77 67V66H76ZM79 67V66H78ZM85 67V66H84ZM84 67H82V68H84ZM121 67V66H120ZM132 67V68H131ZM72 68V67H71ZM117 69H116V71L117 70H119V68L118 67H116ZM123 68V67H122ZM141 68V67H140ZM143 68H141V69H143ZM86 69V68H85ZM96 69V68H95ZM91 70V69H90ZM106 70H108V67H107V69ZM80 71H81V69H80ZM83 71H84V69H83ZM86 71V70H85ZM87 71H88V68H87ZM101 71V70H100ZM115 71V72H116ZM137 71H140L141 72V70H137ZM148 71V72H149ZM114 72V73H115ZM128 72H129V70H128ZM139 72V73H140ZM145 72H147V71H145ZM81 73V72H80ZM95 73V72H94ZM94 73H92V74H94ZM97 73V72H96ZM109 73H112V71L111 72H109ZM110 74V77L113 75H115L116 74V76L119 78L120 77V81H119V79L117 80V78L116 79H114L113 80V82H114V84H116V83H118V84H116L117 86L119 85L120 87L122 86V84H126V82H124V80L121 82V80L122 79H124L123 77H121L120 76V74L118 75L117 73H115V74ZM119 73H122L121 72V70L119 71ZM142 73V72H141ZM155 73H157V74H155ZM160 73V74H159ZM100 74H102V72L100 73ZM103 74H104V72H103ZM126 74V73H125ZM91 75V74H90ZM129 75V74H128ZM142 75V74H141ZM140 75V76H141ZM152 75V74H151ZM161 75L159 76V77H161ZM92 76V75H91ZM90 76V77H91ZM98 76V75H97ZM147 76H149V75H147ZM158 77V78H159ZM162 77V78H163ZM169 77V78H168ZM80 78H82V77H80ZM85 78H87V77H85ZM93 78H95V77H93ZM107 78V77H106ZM129 78V77H128ZM142 78V77H141ZM140 78V79H141ZM147 78V77H146ZM155 78V77H154ZM89 79V78H88ZM97 79V78H96ZM150 79V78H149ZM155 79H157V78H155ZM161 79V78H160ZM95 80V79H94ZM110 80V79H109ZM144 80V79H143ZM146 80H148V79H145V81L144 82H146ZM84 81H85V79H84ZM107 81V80H106ZM124 82V83H123ZM142 82V81H141ZM150 82V81H149ZM151 82H152V80H151ZM157 82V81H156ZM162 82V81H161ZM143 83V82H142ZM113 84V83H112ZM152 84V83H151ZM161 84V83H160ZM167 84V83H166ZM136 85V84H135ZM104 86V85H103ZM124 86V85H123ZM142 86V85H141ZM146 86V85H145ZM144 86V87H145ZM119 87V88H120ZM133 87V88H134ZM139 87V86H138ZM155 87H156V85H155ZM154 87V88H155ZM159 87V86H158ZM164 88H165V86H163ZM169 87V86H168ZM105 88V87H104ZM137 88V89H136ZM142 89H143V87H141ZM152 88V87H151ZM160 88H162V87H160ZM167 88V87H166ZM178 88H177V90H178ZM106 89H108V87L106 88ZM105 89V90H106ZM145 89H147V88H145ZM149 89V88H148ZM144 90V89H143ZM155 90V89H154ZM156 90H158V89H156ZM155 90V91H156ZM176 90V91H177ZM177 91V92H180V91ZM185 90V91H184ZM87 91V90H86ZM110 91V90H109ZM114 92H115V90H113ZM152 91V90H151ZM159 91H160V89H159ZM163 91H164V89H163ZM106 92H108V91H106ZM110 92H112V90L110 91ZM113 92V93H114ZM146 91H144L143 93H145ZM154 92V91H153ZM153 92H152V94H153ZM158 91H156V92H154V93H156V95L155 96H157V94H159V92L157 93ZM161 93H162V89H161V91H160ZM177 92H176V94H177ZM184 92V93H183ZM109 94V93H108ZM130 94V95H129ZM175 94V95H176ZM182 94H181V96H182ZM52 95V94H51ZM147 95H149V93L147 94L146 93V95L145 96H147ZM154 95V94H153ZM153 95L151 96V95H149L150 97H153ZM168 95V94H167ZM113 96V95H112ZM114 96H113V99H114ZM154 96V97H155ZM170 96V95H169ZM177 96V95H176ZM179 96V95H178ZM177 96V97H178ZM56 97V96H55ZM176 97V98H177ZM66 98V97H65ZM112 98V97H111ZM162 98V97H161ZM160 98V99H161ZM165 98H167V97H165ZM173 98H174V96H173ZM60 99V98H59ZM63 99V98H62ZM105 99V98H104ZM175 99V98H174ZM16 100H17V98H16ZM66 101V100H65ZM104 101V100H103ZM148 101H150L152 104L150 105L149 104V102ZM155 101V100H154ZM31 102V101H30ZM51 102V101H50ZM146 102H148V104L146 103ZM180 102V103H179ZM8 103V102H7ZM77 103V102H76ZM109 103V102H108ZM15 104V103H14ZM51 104V103H50ZM49 104V105H50ZM58 104V103H57ZM85 104V103H84ZM111 104V103H110ZM9 105V104H8ZM48 105V104H47ZM64 105V104H63ZM93 105V104H92ZM161 104H160V100H159V106H160ZM27 106V105H26ZM109 106V105H108ZM166 106V107H165ZM16 107V106H15ZM46 107V106H45ZM65 107V106H64ZM66 107H67V105H66ZM79 107V106H78ZM120 107L119 108H117V109H119L120 110ZM189 107H191L193 110H194V108H195V110L197 111V112H199V118L198 119H196L197 117H195V118H192V117H190L191 119H193L192 121H194V119H196V121H195V123L193 122L192 124H190V122H191V120L188 118L189 116H187V117H183L184 116V114H182L183 116H181V114H180V112L182 113V111H180L181 110V108H182V110L184 111H186L187 110V112L189 111V110H191L190 112H192V109H190ZM33 108V107H32ZM35 108V107H34ZM58 108H59V106H58ZM109 108V107H108ZM168 108H169V110H168ZM81 109V108H80ZM121 109V110H122ZM31 110V109H30ZM33 110V109H32ZM194 110V111H195ZM25 111V110H24ZM39 111H40V109H39ZM61 111V110H60ZM165 111V110H164ZM184 111V112H185ZM187 112H186V115H187ZM46 113H47V111H46ZM120 113V112H119ZM128 113V115L131 117H133L134 115H132V113H131V115L129 114V112H127ZM169 113V112H168ZM45 114V113H44ZM190 114V113H189ZM192 114V113H191ZM41 115V114H40ZM50 115V114H49ZM120 115L122 116V113H120ZM124 115V114H123ZM192 115H194V113L192 114ZM52 115H50V117H51ZM128 116V117H129ZM182 118V119H180L179 120V118L180 117ZM191 116V115H190ZM41 117V116H40ZM126 117L127 116H125V119H126ZM131 117V118H132ZM137 117V116H136ZM166 117H167V120H166ZM36 118V117H35ZM55 118V117H54ZM63 118V117H62ZM110 118V117H109ZM135 118V117H134ZM52 119H53V117H52ZM79 119V118H78ZM136 119V118H135ZM137 119H140V118H137ZM190 120V122H189V120ZM36 120V119H35ZM44 120V119H43ZM49 120H50V118H49ZM54 120V119H53ZM71 120V119H70ZM114 120V119H113ZM118 120V119H117ZM127 120V119H126ZM141 120V121H142ZM42 121V120H41ZM58 121V120H57ZM60 121H61V119H59V123H60ZM76 121V120H75ZM106 121V120H105ZM129 121H130V119H129ZM131 121H132V119H131ZM136 121V120H135ZM140 121V120H139ZM141 121H140V124H142L141 123ZM48 122H50V121H48ZM52 122V121H51ZM56 122V121H55ZM55 122H54V124H55ZM82 122V121H81ZM117 122V121H116ZM164 122H163V124H164ZM44 123V122H43ZM83 123V122H82ZM119 123V122H118ZM135 123H137V122H135ZM139 123V122H138ZM168 123V122H167ZM166 123V124H167ZM173 123H170L171 125L173 124ZM180 123V122H179ZM178 123V124H179ZM51 124V126H50V129H51V127H52V124L53 123H50ZM53 124V126H55ZM56 124H57V122H56ZM138 125V126H141V125ZM149 124V123H148ZM159 124V123H158ZM161 124H162V122H161ZM165 124V125H166ZM169 123H168V125H170ZM177 124V125H178ZM180 124V125H181ZM58 125V124H57ZM83 125V124H82ZM107 125V124H106ZM105 125V126H106ZM147 125V124H146ZM151 126H152V124H150ZM155 125V124H154ZM153 125V126H154ZM157 125V124H156ZM156 125L154 126V129H156V130H158L159 131V133L161 132L163 135H165V136H169L170 134H168L167 135V132H168V130L166 129V128H168V127H162V126H160V124H159V127H156ZM168 125H166V126H168ZM35 126V125H34ZM33 126V127H34ZM36 126H38V125H36ZM42 126H43V124H42ZM91 126V125H90ZM112 126V125H111ZM173 126V125H172ZM179 126V125H178ZM178 126H176L175 125V129H173L171 126H169L170 128H171V130L173 131V133L174 134H177V137H178V134L181 132V130H176V128L178 127ZM44 127V126H43ZM42 127V128H43ZM135 128H136V126H134ZM38 128V127H37ZM41 128V129H42ZM46 128H48V125H47V127ZM98 128V127H97ZM140 128V127H139ZM144 128V127H143ZM145 128H148V126L147 127H145ZM150 128V127H149ZM148 128V129H149ZM180 128H181V126H180ZM3 129V128H2ZM44 130H45V128H43ZM49 129V128H48ZM49 129V130H50ZM53 129V128H52ZM63 129V128H62ZM62 129H59V130H62ZM101 129V128H100ZM153 129V128H152ZM36 130V129H35ZM38 130H40V128L38 129ZM89 130V129H88ZM143 130V129H142ZM170 130V129H169ZM42 131V130H41ZM66 131V130H65ZM96 131H98V130H95V132H94V134L96 133ZM153 131V130H152ZM50 131H48L47 133H49ZM58 132V131H57ZM80 132V131H79ZM109 132V131H108ZM170 132V131H169ZM61 133V132H60ZM64 133V132H63ZM98 133H100V136H101V138L99 137V139L100 140H98L99 142L101 141V139L104 137H102V133H101V131L100 132H98ZM98 133H96V135L95 136H97V134ZM106 133V132H105ZM104 133V134H105ZM110 133V132H109ZM124 133V132H123ZM126 133V132H125ZM128 133V132H127ZM139 133V132H138ZM149 133H150V131H149ZM160 133V134H161ZM172 133V134H173ZM10 134V133H9ZM50 134V133H49ZM146 134V133H145ZM151 134V133H150ZM172 134H171V137H172ZM173 134V135H174ZM185 134V135H186ZM45 135V134H44ZM91 135V134H90ZM92 135H93V133H92ZM99 135V134H98ZM135 135H137V134H135ZM140 135V133L138 134V136ZM143 135H144V133H143ZM156 135V134H155ZM162 135V136H163ZM180 135H182V133H180ZM179 135V137L181 138V136ZM9 136V135H8ZM51 136V135H50ZM49 136V137H50ZM106 136H107V134H106ZM110 136V135H109ZM160 136V135H159ZM6 137V136H5ZM90 137V136H89ZM137 137V136H136ZM136 137H135V140H139L140 139V137L138 138V139H136ZM142 137V136H141ZM144 137H145V139H146V135H144ZM174 137H175V135H174ZM178 137V138H179ZM186 137H188V136H186ZM82 138V137H81ZM94 138V137H93ZM93 138H92V140H93ZM111 138V137H110ZM131 138V137H130ZM129 138V139H130ZM163 139H165L164 138V136L162 137ZM168 138H170V137H168ZM173 138V137H172ZM172 138H171V142L174 140L175 142L176 141H179L178 139L177 140H175V139H173L172 140ZM179 138V139H180ZM185 138V136H184V134H183V140H186V138ZM193 138V137H192ZM194 138L196 139V140H198L195 136H194ZM194 138H193V140H194ZM5 139V138H4ZM51 139V138H50ZM49 139V140H50ZM95 139H98V136H97V138H95ZM94 139V140H95ZM132 139V138H131ZM151 139V138H150ZM22 140V139H21ZM86 140H88V139H86ZM110 140V139H109ZM147 140V139H146ZM154 139H151V141H153ZM157 140V139H156ZM166 140V143H168L167 142V140L168 139H165ZM170 140V139H169ZM264 140V139H263ZM3 141V140H2ZM39 141V140H38ZM51 141H53L52 139H51ZM82 141V140H81ZM80 141V142H81ZM90 141H91V139H90ZM97 141V142H98ZM105 141H106V139H105ZM115 140H113V142H114ZM118 141V140H117ZM127 141V140H126ZM142 141H144V140H142ZM141 141V142H142ZM173 141V142H174ZM182 140H180V142H181ZM7 142V141H6ZM9 142H11V141H9ZM23 142V141H22ZM40 142H41V140H40ZM43 142V141H42ZM94 142V141H93ZM96 142V143H97ZM99 142H98V144H99ZM110 142H112V141H110ZM135 142V141H134ZM147 142V141H146ZM148 142H150V141H148ZM155 142V141H154ZM170 142V141H169ZM179 142V143H180ZM184 141H182V143H183ZM187 142V141H186ZM205 142H207V141H205ZM260 142V141H259ZM8 143V142H7ZM32 143V142H31ZM34 143V142H33ZM32 143V144H33ZM83 143H84V141H83ZM88 143V142H87ZM86 143V144H87ZM95 143V142H94ZM106 143V142H105ZM109 143V142H108ZM117 143V142H116ZM115 143V144H116ZM143 143V142H142ZM160 143H162V142H160ZM178 143V142H177ZM182 143H180V144H182ZM196 143H198V144H202L203 142H196ZM262 143V142H261ZM260 143V144H261ZM54 144V143H53ZM82 144V143H81ZM85 144V143H84ZM84 144H83V146H84ZM89 144V143H88ZM88 144H87V146H88ZM91 144H93V143H91ZM103 144V143H102ZM126 144V143H125ZM147 144V143H146ZM152 144V143H151ZM184 145L183 146H185L187 143H183ZM197 144V145H198ZM31 145V144H30ZM77 145V144H76ZM94 145V144H93ZM104 145V144H103ZM107 145V144H106ZM114 145V144H113ZM117 145H118V143H117ZM116 145V146H117ZM128 145V144H127ZM149 145V144H148ZM148 145H146V147L148 146ZM157 145V144H156ZM173 145H175V144H173ZM258 145V144H257ZM8 146V145H7ZM34 146V145H33ZM32 146V147H33ZM41 146H42V144H41ZM78 146V145H77ZM87 146H86V148H87ZM95 146V145H94ZM110 146V145H109ZM122 146V145H121ZM141 146V145H140ZM151 146V145H150ZM168 146V145H167ZM166 146V147H167ZM171 146H172V144H171ZM180 146V145H179ZM182 146V145H181ZM180 146V147H181ZM182 146V147H183ZM189 145L187 144L186 146H185V149H186V147H188ZM209 146V147H210ZM260 146V145H259ZM258 146V147H259ZM263 144H262V148H263ZM31 147V146H30ZM66 147V146H65ZM76 147V146H75ZM99 147V146H98ZM136 147V146H135ZM139 147V146H138ZM142 147V146H141ZM146 147H142L141 149H148V147L146 148ZM153 147V146H152ZM166 147H165V149H166ZM169 147H170V145H169ZM174 147V146H173ZM176 147V146H175ZM181 147V148H182ZM200 147V146H199ZM12 148V147H11ZM10 148V149H11ZM36 148V147H35ZM70 148H72V147H70ZM81 148V147H80ZM88 148H90V150L91 149H93V148H91V146L90 147H88ZM128 148V147H127ZM189 148V147H188ZM198 148V147H197ZM208 148V147H207ZM43 149H44V147H43ZM55 149V148H54ZM54 149H53V151H54ZM75 149V148H74ZM108 149H110V148H108ZM122 149H124V148H122ZM122 149H121V151H122ZM129 149V148H128ZM134 149L135 148H133V151H134ZM141 149H139V150H141ZM180 149V148H179ZM201 149V148H200ZM204 149V148H203ZM49 150V149H48ZM67 150V149H66ZM78 150V149H77ZM86 150V149H85ZM84 150V151H85ZM112 150V149H111ZM130 150V149H129ZM153 150V149H152ZM170 150V149H169ZM184 150V149H183ZM211 150V151H212ZM264 150V149H263ZM2 151V150H1ZM7 151H8V149H7ZM11 151H13V150H11ZM47 151V150H46ZM52 151V150H51ZM71 151V150H70ZM89 151V150H88ZM95 151V150H94ZM97 151V150H96ZM95 151V152H96ZM102 150H100V152L99 153H101L102 154V152H101ZM113 151H115V150H113ZM113 151H111V152H113ZM147 151V150H146ZM150 151V150H149ZM174 151H175V149H174ZM173 151V152H174ZM177 151V150H176ZM186 151L187 150H185V153H186ZM200 151V150H199ZM9 153H14V152H10V151H8ZM16 152V151H15ZM44 152H45V150H44ZM92 152V151H91ZM95 152L93 153V154H95ZM105 152H106V150H105ZM108 152H110V150L109 151H107V153L105 154V153H103V155L102 156H104V155H106L108 158H111V160L113 159V157L110 155L111 154V152H110V154L108 153ZM120 152V151H119ZM153 152H156V151H152L151 152V154H153ZM158 152V151H157ZM183 152V151H182ZM194 152H195V150H194ZM17 153V152H16ZM38 153H41V152H38ZM37 153V154H38ZM75 153L77 154V152H76V150H75ZM74 153V154H75ZM85 153V152H84ZM89 153H90V151H89ZM98 153V152H97ZM115 153V152H114ZM142 153V152H141ZM200 153V152H199ZM213 153V152H212ZM241 153V152H240ZM240 153H239V155H240ZM19 154H21V152L20 153H18L17 155H14V156H18ZM26 154V153H25ZM28 154H30V155H32L31 153H28ZM36 154V155H37ZM83 154V153H82ZM87 154H88V152H87ZM140 154V153H139ZM138 154V155H139ZM145 154V153H144ZM149 155V154H145L144 155V158L143 159H145V163H143V167H144V169H143V171H144V173H147V174H143V175H146L145 176V179L147 178L148 180H150L149 182H152V184L153 183H158L159 181H160V179H158L159 177H161V175L159 174V170L161 169V167H163V165H164V167L166 166V168H167V165L169 166V161H168V159H163V158H161L160 156L159 157H156V156H152V155ZM154 154H159L160 155V153H154ZM163 154V153H162ZM162 154H161V156H162ZM164 154H166L165 152H164ZM172 154V153H171ZM170 154V155H171ZM174 154H176V153H174ZM187 154V153H186ZM186 154H184V155H186ZM24 155V154H23ZM39 155V154H38ZM78 155V154H77ZM80 155V154H79ZM78 155V156H79ZM96 155V154H95ZM99 155V154H98ZM113 155V154H112ZM136 155V154H135ZM134 155V156H135ZM184 155H183V157H184ZM193 155V154H192ZM248 155V154H247ZM47 155H43V159L44 160H46L45 162H48V163H41V162H39V164L37 163V165H35V167H31V165H30V167H31V169H30V172H32V170H33V175L32 176H37V175H41V177H43V178H40L39 177V179H37L38 180V182L41 184L40 186H42L43 185V187L41 188V190H39L38 188V194H39V192H40V197H39V199H38V203H40V208H39V212L40 211H48L49 213L50 212H57L56 214H58V218L60 217V218H62L63 219V217H67V218H69V220H67V224H68V226H66V224H65V226H63V227H65V231H64V234L61 236L60 235V232H57V231H59L60 230V225H59V227L58 228H55V226L57 227V224L55 225H53V226H48L47 227V229H46V231H45V229H44V233H40L41 231H39V230H37V232H38V235H35L36 237H34V239H32V243L30 244V246H29V251H30V253H31V255L33 254H38V256H40L45 262H47L48 264H63V263H65V260H66V258L67 257H74V258H76L77 259V261H79V262H86V261H88V260H92V264H94V263H98V264H105L106 262H108V263H112V262H116V261H118V262H120V263H122L121 262V259H122V256L124 255V256H126V254L128 253V255H130L131 254V256H137L138 257V255H140V247L139 248H135V245H133V244H131V242L133 241H131V239L129 238V237H131L130 235L132 234H130V235H128L133 229H132V227H131V230L129 229V227L130 226H128L129 225V222H127V221H125V222H127L128 223V225L127 224H123V223H121V222H119L118 220H116V219H119V218H117L116 216V219H115V217L113 218V215H114V212H115V209H114V212H113V209L111 208V206L108 208V204L107 203H110V202H112L113 204L112 205H114L115 206V202L116 203H118V201H120V198H121V200L124 198V196H125V198H126V202H127V206L129 205L128 203H131L132 202V199H134L133 197H131V194H128L127 196H126V192H121L120 191V193H119V195L117 196V198H115L114 199V197L112 198V196H113V194L111 193L113 190L111 189V192H110V194L109 195H107V197L106 198H103V197H105V193H103V194H101L100 196H101V198L100 197H98L100 200L99 201H94L93 199H92V193L94 194V190L92 189V188H89V186L87 187V186H85V182L83 183H81L80 181H78V183H77V186H79L78 187V189H79V193L77 194V195H75V196H77V199H64L65 197H63V193H67V190H65L64 188H62L61 190H58L57 188H55V189H53L52 190V188L54 187H50L49 186V184H50V182H49V184L47 185L46 184V173H43L42 174V172H46L47 170H49V169H51L52 167H51V165L53 164H51L50 162V160H49V158L48 157H46ZM59 156V155H58ZM83 156V155H82ZM90 156V155H89ZM93 156V155H92ZM176 156V155H175ZM178 156V155H177ZM181 156V155H180ZM195 156V155H194ZM194 156H193V159H194ZM237 156V155H236ZM21 157H22V155H21ZM30 157H33V156H30ZM40 158H41V156H39ZM61 157V156H60ZM63 157V156H62ZM62 157H61V159H62ZM69 157V156H68ZM85 157H87V156H85ZM96 157V156H95ZM100 157V156H99ZM98 157V158H99ZM105 157V156H104ZM164 157V156H163ZM182 157V158H183ZM186 157H188V154L184 157V160L183 161H189V160H185L186 159ZM197 157V156H196ZM2 158V157H1ZM41 158V159H42ZM67 158V157H66ZM83 158V157H82ZM89 158V157H88ZM93 158H94V156H93ZM115 158H117L116 157V155H115ZM136 158V157H135ZM155 158H158V159H155ZM176 158V157H175ZM198 158V157H197ZM197 158H195L196 159V161H198L199 160V158H200V156H199V158H198V160H197ZM24 159V158H23ZM26 159V158H25ZM33 159V158H32ZM35 159V158H34ZM39 159V158H38ZM74 159V158H73ZM97 159V158H96ZM102 159H104V158H102ZM129 159V158H128ZM177 159V158H176ZM14 160H16V159H14ZM28 160H30L29 158H28ZM43 160V161H44ZM86 160H88V159H86ZM110 160V161H111ZM137 160H138V158H137ZM178 160V159H177ZM179 160H181V159H179ZM200 160H201V158H200ZM210 160H212V159H210ZM213 160L211 161V163L213 162ZM232 160V159H231ZM35 161H37V160H35ZM92 162H94L93 160H91ZM99 161H101V160H99ZM107 161V160H106ZM108 161H109V159H108ZM139 161H141V159L139 160ZM205 161V160H204ZM204 161L202 162V161H199V163L200 162H202V163H204ZM222 161V162H221ZM11 162V161H10ZM31 161H29V163H30ZM80 162V161H79ZM88 162H89V160H88ZM104 162V161H103ZM177 162V161H176ZM179 162V161H178ZM187 162H184V163H187ZM206 162V161H205ZM214 162V163H215ZM218 162H220V163H218ZM3 163V162H2ZM35 163V164H36ZM106 163V162H105ZM141 163V162H140ZM139 163V164H140ZM182 163V162H181ZM191 163V162H190ZM208 163V162H207ZM206 163V164H207ZM226 163V162H225ZM224 163V165H226ZM13 164V163H12ZM11 164V165H12ZM23 164V168L25 169V168H27V164H25V163H22ZM31 164H32V162H31ZM45 164V165H44ZM55 164V163H54ZM58 164H61V163H57V166H58ZM76 164L78 165V162H76ZM89 164V163H88ZM104 164V163H103ZM144 164H145V166H144ZM147 164V165H146ZM188 165H192V164H189V163H187ZM216 164V165H217ZM16 165V164H15ZM14 165V166H15ZM29 165V164H28ZM62 165V164H61ZM64 165V164H63ZM66 165V164H65ZM64 165V167H67V165L65 166ZM90 165V164H89ZM181 165H183V164H181ZM199 165V164H198ZM5 166V165H4ZM7 166V165H6ZM55 166V165H54ZM80 166V165H79ZM103 166V165H102ZM134 166V165H133ZM138 166V165H137ZM185 166V165H184ZM189 166V167H190ZM227 166V165H226ZM1 167V166H0ZM18 167V166H17ZM59 167H60V165H59ZM85 167V166H84ZM90 167V166H89ZM97 167V166H96ZM101 167V166H100ZM108 167L110 168V166L108 165ZM116 167V166H115ZM170 167V166H169ZM183 167V166H182ZM187 167V166H186ZM201 167V166H200ZM202 167H203V164H202ZM221 167H223V165H221ZM220 167V168H221ZM225 167V166H224ZM63 168V167H62ZM62 168H61V170L60 171H58L59 172V174H60V172L62 171ZM76 168H78V167H76ZM75 168V169H76ZM101 168H103V167H101ZM104 168H107L106 166L104 167ZM185 168V167H184ZM193 168V167H192ZM207 168V167H206ZM228 168V167H227ZM56 169H57V167H56ZM79 169L80 168H78V171H79ZM92 169H94V168H92ZM108 169V168H107ZM106 169V170H107ZM117 169V168H116ZM118 169H119V167H118ZM189 168H187L186 170L189 172V170H188ZM190 169H191V167H190ZM11 171H13L12 169H10ZM39 170H42V172L40 171L39 172ZM55 170V169H54ZM85 170V169H84ZM90 170V168H88V171ZM112 170H114V167H113V169ZM124 170V169H123ZM141 170H142V168H141ZM162 170H164V168L162 169ZM162 170H161V173H163L162 172ZM166 170H169V168L168 169H166ZM181 170H183V171H185L184 169H181ZM208 170V169H207ZM210 170H212V169H210ZM217 170V169H216ZM215 170V171H216ZM227 170V169H226ZM28 171H29V169H28ZM57 171V170H56ZM63 171H65V173H66V171H69L68 170V168H67V170H65V168H64V170ZM63 171H62V173H63ZM74 171V170H73ZM101 170H99V172H100ZM108 171V170H107ZM110 171V170H109ZM108 171V172H109ZM115 171V170H114ZM192 171V170H191ZM203 171V170H202ZM201 171V173H203ZM14 172V171H13ZM16 172V171H15ZM14 172V173H15ZM21 172H22V170H21ZM20 172V173H21ZM25 172V171H24ZM55 172V171H54ZM82 172V171H81ZM80 172V173H81ZM84 173H85V171H83ZM82 172V173H83ZM86 172H87V170H86ZM91 172H93L94 173V171H90L89 173H91ZM98 172V173H99ZM104 172V171H103ZM103 172H102V174H103ZM108 172H106L107 174H108ZM123 172V171H122ZM178 172H179V170H178ZM186 172V171H185ZM211 172V171H210ZM213 172V171H212ZM13 173V177L11 178L12 179V181H17V179H18V176L17 175H19V174H17V175H15ZM57 173V172H56ZM55 173V174H56ZM71 172H69V173H67V174H70ZM74 173H76V172H74ZM73 173V174H74ZM83 173V174H84ZM93 173H91V174H93ZM97 173V172H96ZM121 173V172H120ZM127 173V172H126ZM125 173V174H126ZM129 173V172H128ZM127 173V174H128ZM166 173H168V172H165V175H166ZM171 173V171L169 170V174ZM205 173V172H204ZM203 173V174H204ZM24 174V173H23ZM30 173H28V175H29ZM72 174V173H71ZM86 174V173H85ZM90 174V176H92ZM95 174V173H94ZM100 174V173H99ZM110 174V173H109ZM124 174V172H123V175H125ZM139 174V173H138ZM137 174V175H138ZM182 174V172L180 173V174H177L178 176L179 175H181ZM185 174V173H184ZM189 174H190V176H191V172H189ZM194 174V173H193ZM192 174V175H193ZM26 175H27V173H26ZM63 176H64V174H62ZM66 175V174H65ZM97 175V174H96ZM130 175V174H129ZM140 175V174H139ZM142 175V176H143ZM150 175V176H149ZM164 175V174H163ZM176 175V174H175ZM183 175V174H182ZM196 175V174H195ZM199 175V174H198ZM200 175H202V174H200ZM199 175V176H200ZM10 176V175H9ZM20 176H22V175H20ZM73 176V175H72ZM80 177H82V175H79ZM79 176H77V178L79 177ZM86 176V175H85ZM88 176H89V174H88ZM106 176H108V175H106ZM116 176H117V174H116ZM131 176V175H130ZM141 176V175H140ZM172 176H174V175H172ZM171 176V177H172ZM185 176V175H184ZM203 176V175H202ZM24 177H27V176H25L24 175ZM70 177V176H69ZM93 177V176H92ZM105 177V176H104ZM110 178L112 177V176H109ZM114 177V176H113ZM112 177V178H113ZM120 177H122V176H120ZM120 177H118V178H120ZM127 177V176H126ZM144 177V176H143ZM143 177H141V178H143ZM165 177V176H164ZM169 177V176H168ZM168 177H166V178H164L165 180L168 178ZM185 177H187V176H185ZM198 177V176H197ZM8 178V177H7ZM7 178H5V179H7ZM10 178V177H9ZM9 178H8V180H9ZM28 178V177H27ZM31 178V177H30ZM37 178V177H36ZM49 178H50V176H49ZM74 179L76 178L75 176L73 177ZM72 178V179H73ZM87 178H89V177H87ZM91 178V177H90ZM94 178H95V176H94ZM93 178V179H94ZM99 178V177H98ZM102 178V177H101ZM108 178V177H107ZM140 178V177H139ZM173 178V177H172ZM176 178H177V176H176ZM180 178V177H179ZM179 178H177V179H179ZM10 179V180H11ZM64 179H66V176H65V178ZM92 179V178H91ZM97 179V178H96ZM109 179V178H108ZM128 179H130V178H128ZM133 179V182H134V178H132ZM136 179V178H135ZM164 179H162V180H164ZM169 179V178H168ZM174 179V178H173ZM184 179V178H183ZM182 179V180H183ZM186 179V178H185ZM184 179V180H185ZM7 180V182H9V184H10V180L8 181ZM26 180V179H25ZM24 180V181H25ZM48 180V179H47ZM50 180H51V178H50ZM59 180V179H58ZM67 180H68V175H67ZM85 179L83 178V181H84ZM98 180H100V179H98ZM104 180V179H103ZM102 180V181H103ZM116 180V179H115ZM122 180V179H121ZM121 180H119L118 179V181H117V183H119V185H120V187H121ZM138 180V179H137ZM159 180V181H158ZM162 180H161V182H162ZM172 180V179H171ZM181 180V179H180ZM1 181V180H0ZM23 181V182H24ZM30 182H31V180H29ZM54 181H56V180H53L52 181V183H54ZM61 180H59V182H60ZM63 181V180H62ZM66 181V180H65ZM64 181V182H65ZM69 181H70V179H69ZM75 181H76V179H75ZM86 181V180H85ZM139 181H140V179H139ZM2 182V181H1ZM4 182V181H3ZM5 182H6V180H5ZM13 182V183H14ZM23 182H22V184H23ZM48 182V181H47ZM58 182V181H57ZM71 182H73L72 180H71ZM87 182V181H86ZM104 182V181H103ZM108 182V181H107ZM106 182V183H107ZM160 182V183H161ZM171 182V181H170ZM25 183V182H24ZM56 183V182H55ZM62 183V182H61ZM88 183V182H87ZM114 183H116L115 181H114ZM116 183V184H117ZM160 183H158L157 184V186H159L160 185ZM163 183V185L164 186H162V187H165L166 186V183L165 182H162ZM167 183L169 184V182L167 181ZM184 183V182H183ZM187 183V182H186ZM0 184H2V183H0ZM5 184H7V183H5ZM4 184V185H5ZM16 184H18V183H16ZM16 184L14 185V187L16 188V189H19V188H21V187H19V186H16ZM27 184V182L24 184V185H26ZM29 184V183H28ZM33 184V183H32ZM31 184V185H32ZM36 184H37V182H36ZM35 184V185H36ZM66 184H68V183H66ZM71 184V183H70ZM143 184H144V182H143ZM143 184H141L142 185V187H143ZM151 184V185H152ZM175 184H176V182H175ZM178 184L180 185L181 184V182H178ZM177 184V185H178ZM3 185V186H4ZM8 185V184H7ZM12 185V184H11ZM39 185V184H38ZM54 185V184H53ZM55 185H57V184H55ZM60 185H63V184H60ZM71 185H75V184H71ZM97 186H96V189L98 190V194H99V192H101L102 190H104V188H108L109 187V183H108V185L107 184H105V183H100V184H96ZM122 185H123V183H122ZM148 185V184H147ZM150 184H149V186H151ZM170 185H172V184H170ZM185 185V184H184ZM2 186V185H1ZM0 186V187H1ZM13 186V185H12ZM23 186V185H22ZM30 186V185H29ZM65 186V185H64ZM67 186V185H66ZM140 186V185H139ZM138 186V187H139ZM153 186H155V185H153ZM172 186H174V185H172ZM183 186V185H182ZM19 187V188H18ZM24 187V186H23ZM63 187V186H62ZM68 188H70V186L68 185L67 186ZM67 187H66V189H67ZM123 187V186H122ZM125 187V186H124ZM156 187V186H155ZM160 187V186H159ZM158 187V188H159ZM161 187V188H162ZM171 187V186H170ZM169 187V188H170ZM178 187H180V186H178ZM215 187V186H214ZM40 188V187H39ZM73 188V187H72ZM126 188H128V187H126ZM144 188V187H143ZM167 188H168V185H167ZM172 188V187H171ZM8 189V188H7ZM24 189V188H23ZM30 189H31V187H30ZM77 189V190H78ZM131 188H129L128 190L129 191H131V193H132V190H130ZM137 189V188H136ZM179 189V188H178ZM187 189V188H186ZM222 189V188H221ZM2 190V189H1ZM1 190H0V205H7V204H9V203H7V201H8V199L9 198H12V195L14 194V192H11V193H13L12 195H5L3 192H1ZM6 190V189H5ZM20 190V189H19ZM34 189L32 188V191H33ZM36 190V189H35ZM73 190V189H72ZM110 190V189H109ZM120 190H121V188H120ZM123 190H124V188H123ZM126 190V189H125ZM160 190V189H159ZM162 190H164V189H162ZM183 190L185 191V189L183 188ZM14 191V190H13ZM16 191H18V190H16ZM23 191V190H22ZM75 191V190H74ZM172 191V190H171ZM171 191H169V192H171ZM176 191V190H175ZM212 191H214V190H212ZM5 192V191H4ZM8 192V191H7ZM20 192H21V190H20ZM25 192V191H24ZM34 192V191H33ZM96 192V191H95ZM114 192V191H113ZM155 192V191H154ZM168 192V191H167ZM167 192H166V194H167ZM173 192V191H172ZM17 193H19V192H16V194ZM31 193V192H30ZM37 193V192H36ZM115 193V192H114ZM27 194H29V193H27ZM64 194V195H65ZM68 194V193H67ZM70 194H71V192H70ZM97 194V195H98ZM115 194H117V193H115ZM147 194L148 193H146V196H147ZM149 194H151V193H149ZM168 194H170V193H168ZM173 194V193H172ZM220 194V193H219ZM18 195V194H17ZM16 195V196H17ZM25 194H23V196H24ZM29 195H31V194H29ZM32 195H34L35 196V192H34V194L32 193ZM72 195V194H71ZM96 195V194H95ZM133 195V194H132ZM141 195V194H140ZM163 195V194H162ZM15 196V197H16ZM26 196V195H25ZM33 196V197H34ZM67 196V195H66ZM70 196V195H69ZM99 196V195H98ZM144 196L145 195H143V199H144ZM168 196V195H167ZM221 196V195H220ZM20 197V196H19ZM28 197V196H27ZM116 197V196H115ZM136 197V196H135ZM137 197H138V194H137ZM174 197V196H173ZM185 197V196H184ZM225 197V196H224ZM28 198H30V197H28ZM95 198V197H94ZM150 198V197H149ZM148 198V199H149ZM166 198V197H165ZM25 199H26V197H25ZM140 199V198H139ZM141 199H142V197H141ZM169 199V197H167V199H166V201ZM174 199V198H173ZM177 199H179V198H177ZM186 199V198H185ZM188 199V198H187ZM14 200V199H13ZM17 200V199H16ZM113 200V201H112ZM145 200V199H144ZM146 200H147V198H146ZM145 200V201H146ZM170 200H171V198H170ZM182 200H184L183 198H182ZM218 200H219V197H218ZM217 200V201H218ZM102 201H104V202H102ZM144 201V202H145ZM150 201V200H149ZM153 201H154V199H153ZM156 202H157V200H155ZM174 201V200H173ZM175 201H177V200H175ZM181 201V200H180ZM179 200L177 201V204H178V207H180L181 205L179 204V202H180ZM216 201V200H215ZM221 201V200H220ZM219 201V203L221 204V202ZM9 202V201H8ZM14 202V201H13ZM97 202V203H96ZM99 202V203H98ZM122 202H123V200H122ZM161 203H162V205H163V202L162 201H160ZM159 202V203H160ZM227 202V201H226ZM34 203V202H33ZM36 203V202H35ZM121 203V202H120ZM181 203H182V201H181ZM13 203H11L10 205H8V206H6V209H8L7 207H9L10 206V209H11V205H12ZM32 204V203H31ZM37 204V203H36ZM123 204V203H122ZM215 204V203H214ZM24 205V204H23ZM121 205V204H120ZM124 205H125V203H124ZM146 205V204H145ZM148 205V204H147ZM146 205V206H147ZM161 205V204H160ZM180 205V206H179ZM185 205L187 206V208H190V207H188L189 205H187L186 204V202H185ZM21 206H22V204H21ZM28 206V205H27ZM31 206V205H30ZM33 206H34V204H33ZM36 206V205H35ZM145 206V207H146ZM19 207H20V205H19ZM29 207V206H28ZM37 207V206H36ZM129 207V206H128ZM133 207H135V206H133ZM149 207V206H148ZM148 207H147V209H148ZM156 207H158V204H157V206ZM164 207V206H163ZM165 207H166V205H165ZM177 207V206H176ZM2 208V207H1ZM12 208H13V206H12ZM15 208H16V206H15ZM14 208V210H16ZM23 208V207H22ZM26 208V207H25ZM29 208H34V207H29ZM127 207H125V209H126ZM152 208H153V206H152ZM151 208V209H152ZM160 208H162V207H160ZM181 208H182V206H181ZM180 208V209H181ZM5 209V207H4V211L6 210ZM18 209V208H17ZM20 209V208H19ZM36 209V208H35ZM145 208H143L142 210H144ZM166 210H167V208H165ZM177 209V208H176ZM184 209V208H183ZM224 209V208H223ZM3 210V209H2ZM2 210H1V212H2ZM23 210H25L26 211V209H23ZM33 210V209H32ZM32 210H31V212H32ZM38 210V209H37ZM36 210V211H37ZM132 210V209H131ZM148 210H150V209H148ZM162 210H163V208H162ZM166 210H163V211H165L166 212ZM182 210V209H181ZM180 210V211H181ZM189 210V209H188ZM229 210V209H228ZM4 211H3V213H4ZM7 211V210H6ZM11 211V210H10ZM9 211V212H10ZM25 211H23V213L25 212ZM29 211V210H28ZM34 211V210H33ZM118 211V210H117ZM122 211H123V209H122ZM147 211V210H146ZM152 211H156L155 209L153 210L152 209ZM177 211V210H176ZM211 211V210H210ZM14 212V211H13ZM145 212V211H144ZM148 212V211H147ZM147 212H145V213H147ZM8 213V212H7ZM33 213V212H32ZM35 213V212H34ZM45 213V212H44ZM143 213V212H142ZM149 213V212H148ZM178 213V212H177ZM182 213V212H181ZM4 214H6V212L4 213ZM3 214V215H4ZM25 214V213H24ZM39 214V213H38ZM41 214V213H40ZM163 214V213H162ZM161 214V215H162ZM166 214H167V212H166ZM187 214V213H186ZM26 215V214H25ZM42 215V214H41ZM129 215V214H128ZM131 215V214H130ZM2 216V215H1ZM0 216V217H1ZM5 216V215H4ZM22 216H24V215H22ZM36 216H38V215H36ZM43 216V215H42ZM51 216H52V213H51ZM146 216H147V214H146ZM150 215H148V217H149ZM190 216V215H189ZM41 216H39V218H40ZM47 216L45 215V217L44 218H46ZM54 217H55V214H54ZM131 217V216H130ZM151 217V216H150ZM152 217H154V216H152ZM162 217V216H161ZM178 217V216H177ZM38 218V217H37ZM123 218V217H122ZM129 218V217H128ZM166 218V217H165ZM11 219H12V217H11ZM43 219V218H42ZM50 218L48 217V220H49ZM54 219V218H53ZM131 219V218H130ZM149 219V218H148ZM160 219V218H159ZM168 219H169V217H168ZM167 219V220H168ZM24 220V219H23ZM39 220H41V219H39ZM45 220V219H44ZM44 220H41V221H44ZM60 220L61 219H59V221H58V219H57V221L58 222H60ZM115 220V221H114ZM120 220V219H119ZM132 220V219H131ZM143 220H144V218H143ZM149 220H151V219H149ZM153 220H155V218L153 219ZM153 220H151V222L153 221ZM158 220V219H157ZM162 220V222L164 221V219H161ZM5 221H7V220H5ZM4 221V222H5ZM19 221V220H18ZM20 221H22V217H21V220ZM51 221V220H50ZM53 221V220H52ZM51 221V222H52ZM54 221H56V220H54ZM56 221V222H57ZM169 221V220H168ZM182 221V220H181ZM25 222H27V221H25ZM24 222V223H25ZM144 222H146V223H148V220L147 221H144ZM8 223V222H7ZM15 223H17V222H15ZM20 223V222H19ZM29 223V222H28ZM41 223V222H40ZM46 223V222H45ZM45 223H44V225H45ZM54 223V222H53ZM150 223V222H149ZM187 223V222H186ZM18 224V223H17ZM152 224V223H151ZM156 224H157V222H156ZM20 225V224H19ZM22 225V224H21ZM30 225H31V223H30ZM30 225H29V228L30 229H32V226L30 227ZM43 225V224H42ZM47 225V224H46ZM63 225V224H62ZM141 225V224H140ZM144 225V224H143ZM142 225V226H143ZM147 225V224H146ZM1 226V225H0ZM5 226V228H6V224L4 225ZM25 226V225H24ZM26 226H28L27 225V223H26ZM162 226V225H161ZM170 226H172V225H170ZM174 226V225H173ZM3 226H1V228H2ZM19 227V226H18ZM17 227V228H18ZM21 228H22V226H20ZM19 227V228H20ZM134 227V226H133ZM144 227V226H143ZM169 227V226H168ZM185 227V226H184ZM188 227V226H187ZM0 228V229H1ZM4 228V227H3ZM4 228V229H5ZM18 228V229H19ZM43 228V227H42ZM62 228V227H61ZM150 228H152V226L150 227ZM170 228H172V227H169V229ZM174 228V227H173ZM14 229V228H13ZM17 229V230H18ZM27 229V228H26ZM135 229V228H134ZM160 229V228H159ZM166 229H168V228H166ZM168 229V230H169ZM16 230V231H17ZM22 230H24V228L22 229ZM147 230H148V228H147ZM156 230H157V228H156ZM171 230H173V229H171ZM5 231V230H4ZM4 231H2V229H1V231H0V235L2 236V234H4ZM28 231V230H27ZM27 231H25V232H27ZM141 231V230H140ZM174 231V230H173ZM1 232H3L2 234H1ZM13 232V231H12ZM20 231H18V233H19ZM29 232H31L30 230H29ZM37 232H35V233H37ZM62 232V231H61ZM133 232H134V230H133ZM15 234H16V232H14ZM21 233H23V232H21ZM32 233V232H31ZM136 233V232H135ZM138 233H139V231H138ZM138 233H136L137 235H138ZM148 233V232H147ZM8 234V233H7ZM6 234V235H7ZM27 234V233H26ZM143 234V233H142ZM149 234V233H148ZM164 234V233H163ZM9 235V234H8ZM8 235L7 236H5L4 235V237H2L3 238V240L4 239H7L6 237H8ZM14 235V234H13ZM10 236L9 235V237L11 238V237H14L15 238V236ZM23 235H25V233L23 234ZM28 235V234H27ZM32 235V234H31ZM34 235V234H33ZM32 235V236H33ZM65 235V236H64ZM137 235H136V238H137ZM144 235V234H143ZM143 235H141V236H143ZM154 235V234H153ZM0 236V237H1ZM17 236H18V234H17ZM16 236V237H17ZM139 236V235H138ZM155 237H157L156 235H154ZM29 237V236H28ZM140 237V236H139ZM165 236H163V238H164ZM178 237H179V235H178ZM249 237V236H248ZM248 237H246V238H248ZM1 238V239H2ZM20 238V236L18 237V239ZM22 238H24V239H29V238H25V237H21L19 240V242H21V239ZM31 238V237H30ZM136 238H135V240H136ZM173 238L175 239V237L173 236ZM245 238V239H246ZM16 239V238H15ZM14 239V240H15ZM133 239V238H132ZM171 240H169V237H168V239H167V241L169 242V241H172V238H170ZM179 239V241L181 240L180 238H178ZM196 239V238H195ZM259 239H261V238H259ZM9 240V239H8ZM13 240V239H12ZM11 240V241H12ZM31 240V239H30ZM138 240V239H137ZM139 240H142L141 238L139 239ZM150 240V239H149ZM163 240V239H162ZM161 240V241H162ZM165 240V239H164ZM242 240V239H241ZM261 240H263V239H261ZM5 241V240H4ZM7 241V240H6ZM5 241V242H6ZM10 241V240H9ZM23 241V240H22ZM146 241V240H145ZM166 241V242H167ZM196 241V240H195ZM14 242V241H13ZM17 242V241H16ZM133 242H136V241H133ZM165 241H163V243H164ZM182 242V241H181ZM250 242H252V240H250ZM2 243V242H1ZM4 243V242H3ZM2 243V244H3ZM7 243V242H6ZM9 243V242H8ZM8 243H7V245H8ZM138 243H140V241H138L137 242V244ZM142 243V242H141ZM140 243V244H141ZM146 243V242H145ZM156 243V242H155ZM180 243V242H179ZM235 243V242H234ZM237 243V242H236ZM256 243V242H255ZM254 243V244H255ZM264 243V242H263ZM10 244L11 243H9V246H10ZM12 244H14V243H12ZM139 244V245H140ZM21 245H23V244H21ZM144 245V244H143ZM150 245H152L151 244V241H150ZM158 245V244H157ZM162 245V244H161ZM164 245V244H163ZM187 245V244H186ZM257 245V244H256ZM264 245V244H263ZM12 246V245H11ZM14 246V245H13ZM12 246V247H13ZM153 246V245H152ZM165 246V245H164ZM191 246V245H190ZM258 246V245H257ZM261 246H262V244H261ZM2 247H4V246H2ZM5 247H6V244H5ZM15 247V246H14ZM13 247V248H14ZM137 247V246H136ZM143 247V246H142ZM147 247V246H146ZM151 247V246H150ZM205 247V246H204ZM228 247V246H227ZM230 247H232V246H230ZM230 247H228V248H230ZM240 249L242 250V255L240 256V258H243L244 259V257H246L245 259H247L248 257H250V255H249V249L252 247L251 246V244H246V242L244 243H242V244H240ZM255 247V246H254ZM7 248V247H6ZM13 248H12V250H13ZM16 248V247H15ZM19 248L21 249V247H20V245H19ZM144 248V247H143ZM152 248H154V246L152 247ZM157 248H159V247H157ZM161 248H162V250H163V247L161 246ZM182 248H187V247H182ZM194 248V247H193ZM257 248V247H256ZM5 249V248H4ZM22 249H23V247H22ZM160 249V248H159ZM159 249H156L155 251L156 252H159V251H157V250H159ZM165 249V248H164ZM177 249V248H176ZM178 249H179V247H178ZM177 249V250H178ZM183 249V250H184ZM188 249V248H187ZM190 249V248H189ZM203 249V248H202ZM232 249V248H231ZM264 249V248H263ZM6 250V249H5ZM7 250H8V248H7ZM6 250V251H7ZM17 250V249H16ZM27 250V249H26ZM25 250V252H27L26 254H28V251H26ZM144 250V249H143ZM148 250V249H147ZM165 250H167V249H165ZM180 250V249H179ZM198 250V249H197ZM207 250V249H206ZM234 250L235 249H232V250H230L229 251V249H227L226 248V250H223L222 252V254L220 255V257H219V259H218V257H217V259H218V261H216L214 264H237L236 263V260L235 259H237V257L235 258V257H233V254L231 253V251H233L234 252ZM238 250H239V248H238ZM11 251V250H10ZM150 251V250H149ZM153 251V250H152ZM152 251L150 252V253H152ZM154 251V252H155ZM204 251V250H203ZM14 252V251H13ZM21 252H22V250H21ZM24 252V253H25ZM148 252V251H147ZM146 252V253H147ZM162 252V251H161ZM160 252V254H162V253H164L165 251H163L162 253ZM172 252H173V250H172ZM207 252V251H206ZM251 252V251H250ZM261 252V251H260ZM263 252V251H262ZM17 253V252H16ZM19 253V252H18ZM141 253H143L142 252V249H141ZM167 252H165V254H166ZM189 253H190V251H189ZM189 253H186V254H189ZM237 253V252H236ZM143 254H145V253H143ZM157 254V253H156ZM165 254H163L162 255V257L164 258L165 256ZM181 254V253H180ZM183 254H184V252H183ZM199 255H200V253H198ZM240 254H241V252H240ZM252 254V253H251ZM18 255H20V254H18ZM17 255V256H18ZM150 255V254H149ZM154 255H155V253H154ZM153 255V256H154ZM167 255V254H166ZM191 255V254H190ZM256 255V254H255ZM16 256V255H15ZM36 256V255H35ZM158 256H160V255H158ZM157 255H156V257H158ZM170 256V255H169ZM185 256V255H184ZM187 256V255H186ZM189 256V255H188ZM238 256V255H237ZM12 257V256H11ZM142 257V256H141ZM143 257H144V255H143ZM155 257V258H156ZM183 257V256H182ZM181 257V258H182ZM195 257V256H194ZM204 257V256H203ZM239 257V256H238ZM261 257V256H260ZM33 257H31V259H32ZM39 258V257H38ZM41 258H40V260H41ZM128 258V257H127ZM139 258V257H138ZM145 258V257H144ZM163 258H161V260L163 259ZM169 258V257H168ZM263 258H264V256H263ZM25 259V258H24ZM30 259V260H31ZM34 259V258H33ZM142 259V258H141ZM158 259H159V257L158 258H156V260L158 261ZM239 259V258H238ZM13 260V259H12ZM26 260H27V258H26ZM25 260V261H26ZM74 260V259H73ZM105 260H106V262H105ZM127 260V259H126ZM128 260H129V258H128ZM140 260V259H139ZM143 260V259H142ZM155 260V259H154ZM160 260V259H159ZM160 260V261H161ZM194 260V259H193ZM200 260V259H199ZM204 260H205V258H204ZM251 260H253V259H251ZM43 261V262H44ZM123 261V260H122ZM137 261V260H136ZM155 262V264L157 263L158 264V262H159V264H160V261H158V262ZM170 261V259H164V261H162V263L161 264H172V262H174L173 260L171 261V262H169ZM202 261V260H201ZM239 261V260H238ZM243 261V260H242ZM28 262H29V260H28ZM31 262V261H30ZM36 262V261H35ZM70 262H71V260H70ZM78 262V263H79ZM117 262V263H118ZM126 262H128V261H126ZM129 262H130V260H129ZM134 262H135V260H134ZM153 262V261H152ZM164 262V263H163ZM179 262V261H178ZM241 262V261H240ZM244 262V261H243ZM252 262V261H251ZM262 262H263V264H264V259L262 260ZM17 263V262H16ZM24 263V262H23ZM32 263V262H31ZM30 263V264H31ZM77 262H76V264H78ZM82 263V264H83ZM87 263V262H86ZM88 263H89V261H88ZM124 263V262H123ZM135 263H137V262H135ZM134 263V264H135ZM174 263H177V262H174ZM173 263V264H174ZM201 263V262H200ZM242 263V262H241ZM245 263H246V260H245ZM244 263V264H245ZM11 264V263H10ZM29 264V263H28ZM71 264V263H70ZM125 264H127V263H125ZM139 264V263H138ZM143 264V263H142ZM145 264V263H144ZM147 264V263H146ZM196 264V263H195Z\"/></svg>","mask_w":264,"mask_h":264}]
</instances>
